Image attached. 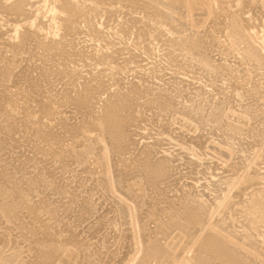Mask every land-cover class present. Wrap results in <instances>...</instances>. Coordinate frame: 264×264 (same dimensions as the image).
<instances>
[{"label":"bare ground","instance_id":"obj_1","mask_svg":"<svg viewBox=\"0 0 264 264\" xmlns=\"http://www.w3.org/2000/svg\"><path fill=\"white\" fill-rule=\"evenodd\" d=\"M219 1H221V0H0V16L2 17V19H3V17H5L4 19L6 20L7 19V21L9 20V21H12L13 23H15V26H14V24H13V27H14V30H12V31H14V33H13V35H12V33H10V27H12V26H10L9 28H8V30H9V32H8V30L6 31V29H4V26L6 25V28H7V24H3V22H2V24L4 25H2L1 24V22H0V25H2L3 27H0L2 30H5L7 33H10L11 35H10V38L12 39H10V38H8L7 37V39L4 37V36H2L3 34H5L6 32H4V31H2V30H0V153L5 149H7V150H9L8 148H7V143L9 144L11 141H13V139L12 140H10V137L9 138H7L8 140L7 141H9L10 140V142H7L6 141V139L4 140V136L5 135H7V136H10L8 133L10 132V133H19V132H17V131H20V129L18 130V128L20 127L19 125H16L15 123L17 122H24L23 123V125L24 124H27V125H25V127L26 126H29L31 123H35L34 125H37V121L38 120H40V119H38V118H43L44 119V117H46V116H48L49 117V114H51L52 113V110L53 109H55V112L57 113V114H59L58 116H60V113H59V111L57 112V110H56V108H58V110H59V108L61 107V105H63V104H67V106L69 105H71L72 107H68V108H71V110H72V112H74V107H75V112L77 111V113H74V114H77L78 115V113H80V114H82V115H84L86 112L84 111V110H86V111H89L90 112V115H89V120H87V119H83V120H81V121H79V123H72V120L74 119H76V121L75 122H78L77 120V118L76 117H74L73 118V116L74 115H72L71 114V117L73 118L72 120H71V123H69L70 122V120H69V122H68V120H66V118H69V116H70V112L71 111H69V110H67L69 113H66L67 115H65L64 114V116H65V118H63L62 116H60V117H62V119L61 118H59L62 122H61V125H62V127L61 126H59L58 127V129L57 128H53L54 129V131L56 130L57 131V134H60V133H58V132H60L61 131V129H59V128H62L63 130L61 131V135L62 136H65V137H67V138H69V139H71L72 141H73V144L74 143H76V145L73 147V146H69V147H67V149H65L66 148V145L65 144H67L68 145V143H65V141L61 138V139H59V140H57V141H55L56 139H54L53 138V134H51V133H49L52 137L51 138H49L48 136H49V134H47V132H46V134H45V130H46V128H52V124H49L48 122H43V124H45V125H43L42 127H43V129L42 128H40V126L41 125H39V123L41 122L42 123V120H40L39 121V123H38V128H40V129H38L37 128V126L36 127H34L35 128V130L33 131V127L32 128H26L27 130L28 129H31L30 131H33V133L34 134H36V135H31L32 137L33 136H37L36 137V139H35V142L37 141L38 143L40 142V141H45L46 140V138H49L50 139V141H46L47 143L48 142H51V143H48V144H45V143H43V144H45V145H48V147L47 146H45V145H43V146H40L41 144L40 143H42V142H40L37 146H35L34 147V145H33V143H32V147H34V149L32 150L31 149V146H29L28 148H27V150H28V153H29V149H31V151H30V153L29 154H31V155H33V154H37L38 152V154L37 155H39L41 152H42V154H40L41 155V158L44 160L45 159V157H46V155L47 156H49V157H47L48 159H46V162H47V164H46V162H42L40 159L41 158H39L40 156H38V158L37 159H35L36 158V156L37 155H33L34 157H32V156H30L29 154H28V156H30V157H32L33 159H35V160H40L43 164H44V167L42 166V168H38L36 171H37V173H35L36 171H35V169L32 167V169H33V171H35L34 173V175L33 174H31V172L33 173V171H31L30 173L28 172L29 171V169H28V167H25V165H24V163H26V162H30L31 160H30V157H29V160L26 158V159H24V160H26V162H24V163H22L23 165H24V167L25 168H27L26 169V171L24 172L23 170V168H22V172H24L23 173V175L21 176H19V177H17L16 176V174L19 172V169H20V167L22 166V165H19L18 164V162L17 161H15L16 163V167H12L11 166V168H9V167H7L6 165H4V163H3V161L2 162H0V217L4 220L3 221V225H5L6 226V224H4V222L5 221H7V222H5V223H8L9 221H10V219H11V223L10 224H12L13 225V228L15 229V228H17V229H19V230H16V233H14V234H16L17 235V237H18V235L20 236V230L21 231H23V229H26L27 231H29L30 233H29V236H31L30 238H32L33 239V242H32V240H30V238L29 237H27V240L29 241H31L32 243H35L36 244V246H35V244H33L36 248H34V246L32 245V243L30 242H27L29 245H27V243H25L28 247L31 245L32 246V248H31V246H30V248L33 250H31L30 248V250L32 251V252H34L35 250L34 249H36V252H37V259L35 258L34 260H36L35 262H36V264H54V262L55 263H59L60 264V262H62V258H64V256H66L65 258H64V260L67 262V260L68 259H66V258H70V257H73L71 254H70V251H72V250H70L69 251V248L70 247H67L68 245H73L74 247L75 246H77V245H79L78 247H80V248H85V247H83V246H86V245H88V244H84V242H81L80 241V237L79 238H77V236H76V234H73V232H74V230H76L75 229V227L77 226H74V228H73V232H69L68 230H66L67 232H69V233H67V232H64L65 233V235H66V233L68 234V235H71V234H73L74 236H76V238L77 239H75L74 238V236L72 235V236H65L66 238L64 239V237L63 236H61V235H63V234H60V233H63V232H58L57 231V229L58 228H60L59 226H56V225H52V223L50 224L48 221H45V219L44 218H41V217H43L42 215H48V216H46V217H48L49 219V221H50V219H51V221L53 222V220H54V222L53 223H55V222H58V220H57V217L59 216L60 217V215H56L57 213H56V211H55V208L53 209V208H51L50 206L51 205H49L50 203H48V202H50V201H52V198L50 199V201H46L47 202V204H45L44 202H42V201H39V202H41L40 204H39V202H38V205L37 204H35L34 203V200L36 199V198H38L37 197V195H36V197L34 196V194H43V193H41V192H39V191H42V188L41 187H44V188H47V187H50V186H53L52 188H50V189H53L55 186L54 185H56V187H58V188H60V189H58V192L60 191V194H61V196H62V194H64V193H66L67 192V190H70V189H68V187H70L69 185L70 184H68V186H66V183L68 182V180H67V178H66V180H67V182L65 183V185L64 186H62L64 183V181L62 182L61 180L62 179H65V178H62V177H60V176H62V175H60L59 177L60 178H62L61 180L60 179H56V177H54V173H55V170H57L56 171V173L58 174V170L60 169L61 171H63V173L64 172H71V170L70 171H66L65 169H63L62 168V165H61V163L60 162H62L61 160H62V158H63V164L66 162V161H68V159H66V157L67 158H69V159H71V161H73V163L72 162H70L69 161V163H72L71 165H72V169H76L77 167L75 166V164L77 165V166H80L79 168H81V170L83 169V171H85V172H88V174H90V178H91V176L95 173V172H97V170H98V168H100V167H102L101 169H103V172H102V170L100 171L101 173H103L102 175H101V178H99V180H98V178H96V179H94L95 181L97 180V182H96V187L97 188H99L98 190H102L101 191V195H102V192H104V194L106 195V196H104V194H103V198H105V197H107V196H109L110 195V197L112 198V201H114L112 204H113V206H112V211H114V212H116L117 211V213L119 212V214L120 213H122V215L121 216H123V221L121 222V224L123 223V224H127L128 226H136L135 225V223L133 224V219H135V218H137V221H138V218L140 217V219L142 218L141 216H139V215H143V218H145L144 217V215L146 214V215H148V216H154V217H157V218H159V217H163V216H167V218H168V221L166 222V219H165V221H164V218H161L162 219V221H160V219H159V222H157L158 223V227H153L154 229H155V234H161V236H159V238H157L156 236H154L153 237V235L151 236V234H154V233H152L151 232V234H150V231H151V228L152 227H149L150 228V231H148V227H147V225H149L150 223L149 222H145V219H147V218H145L144 219V222L146 223H144V224H137V226H138V229H137V231H135V230H133L132 229V227H130L131 229H132V231H134L133 232V235L131 234L130 236H132V237H130V238H133V240L132 241H134L133 242V246L134 245H136L137 246V250L138 249H140L141 250V256H140V259L138 260V262L136 263V264H149V262L151 263V259H153L155 262H157V261H159V263L157 262V264H258V260H257V258H256V260H257V262L256 261H254V258L253 259H251V257H249L250 255L249 254H246L243 250H240V247H242V248H244V250H246V251H248V253H252L251 251H253L252 249H251V251L249 252V250H250V248H252L254 245L251 243V244H249V243H247L246 241H244L245 240V238H247L246 236H248V235H246L245 236V238H243L241 235V237L244 239L243 241L244 242H246V243H239V242H237L238 243V245L237 244H235V242H233V238H235V237H233V232L232 231H237V230H234V229H232V230H230V226H231V228H235V227H237V226H233L232 227V224L231 223H233V222H230V223H228V220H226V218H224V216L220 219V217H219V220L217 221V222H212L211 224V227H209L210 228V231H208L207 230V232H206V230H205V227H206V229H208V226H209V223H210V221H212V219L210 220V218H209V221H208V216H207V214H210L209 212L211 211V205L210 204H208L207 202L209 201H204V200H202L201 199V194H199V193H202V192H197V193H195V194H197V195H199L200 197H198V196H196V195H194L193 193H194V191H196L195 189H193L194 188V186L192 185V183H191V185L190 186H192L193 188H191L188 184H186V188H187V185L191 188V189H193L194 191H190V189H187L186 190V188H184V192H182V191H180L179 189L181 188L180 186H182L181 184H180V181L178 182L179 184H180V186H178L179 188H177L176 187V184L175 183H173L175 186L174 187H176L177 188V190L176 191H178V192H180V194L179 193H175V191H174V196L176 195V194H178V196L176 195V198L174 199L173 197L174 196H170V198L172 199H174V200H170V198L168 197V194L167 193H165V192H168V191H171L172 190V188H171V190H167L166 189V191H164L163 190V192L165 193V195L166 196H164V197H168L169 198V200H167V198H166V200H164V199H159L158 198V200L156 201V200H153L152 199V197H151V200H148V201H146L147 199H145V197H146V195H145V192L146 191H144V194L142 193V186L141 185H139L138 186V184L139 183H141L143 186H150L151 188H154L153 190H157V188L155 189V185L156 184H158L160 187H158V189H160L161 187H163L164 185L162 184V186H161V184L159 183V182H161L162 180H165L166 181V178H168V177H170L171 176V182H173L172 181V174L174 173V175H175V173H176V171L173 169V164H174V162L176 161V158H174V157H172V159L174 158L175 160H174V162H172L171 160V158L169 157V159H167V156H166V158L164 157H160V154H157V156H159V158H156V157H154V154H153V152L155 151H152L153 150V148L155 147V141L153 140V143H151L152 145L153 144H155V145H153V146H151L150 145V147L148 146L149 144H146L145 143V145L143 144H141L140 143V141H138V143H139V145L141 144L142 146H138L137 144H136V141L139 139H142L140 136H142V134L144 133V132H139L138 131V129L136 130V132H138V135L137 136H139V134H141L140 136H139V138H136V141H134V139H132V135H133V132L135 131H133L132 129H131V127L132 126H134V123L136 122L137 123V119L138 118H141L142 116H147L146 117V121H147V118H148V114H150V116H149V118L150 119H152V121L151 122H153L154 123V121H153V119L157 122V119H164L163 120V123H165V119H167V117H170L168 120H170L171 121V117H173L174 116V118H175V116L176 115H180L186 122H188L189 124H191V125H193V127L196 129V128H200L201 129V127H205L206 125H205V123H210V124H213V125H218V132L220 133V131L219 130H221L222 128H224L225 130H227V133H226V139H228V141L227 140H225L226 142H227V145L230 147V149L228 148L227 149V151L225 152V153H223V152H220V149H218L219 150V154L217 153V151H215V148L214 147H212L213 149H214V151L213 150H211L212 152H213V155H215V152H216V154H218V156L220 155V156H224L223 158H225L226 157V159L228 158V160H229V157L231 156V154H235V153H237V152H235V153H231L232 151H233V145L234 144H237V146H235V147H237V148H239L238 146H240V142L239 143H234V141L235 140H237V142H238V140L239 141H241V138L243 139V143H241V144H243V145H241V146H243L242 148L244 149V151H246V150H253V147L255 148H258V149H263L264 148V98H263V88H264V85L263 86H261V84L260 83H258V82H256L255 80H253V78H252V76H249V72L250 71H253V70H256V69H262V68H264V53H261V52H259V50H256L255 48H253L252 46H246L244 49H242V51L240 52L241 54H242V59H240L241 60V64H240V62L238 63V64H240V65H244V66H242V68H244L243 70H242V73H243V76H240V75H238L239 73L233 68V65H232V63H233V60H229L230 62L232 61V63L230 64H225V62L227 61L228 62V60L226 59V57H222L223 58V60L225 61H223V60H221V57H220V61L219 62H221L222 61V63H218V62H215L214 60H212L213 58L212 57H215L214 55L213 56H210L211 55V49L208 47L209 46V43H207L206 42V40L205 39H203V37L204 36H202L203 35V33H206V32H204V30H203V33L199 36L198 35V33L195 31V30H193V32L191 33L190 32V34H187V35H183L184 34V31L186 32V30L187 29H189L190 30V24L188 25L187 23H182L183 21H185V20H183V18L185 17H182V15H179L178 13H182V11H180L179 12V9L181 8V6H182V8H186L188 11L189 10H191V12L193 11H195L196 9H197V7H199L200 5H202V7L204 6V13H202V14H204L205 15V20L206 19H209V18H214V19H216L217 17H218V15L220 16L221 15V10H219L221 13H216V11L213 9V7H212V2H214V5H218L219 3L221 4V5H224V4H227L226 6H228V11H225L224 13H226V17H227V21L225 20L224 22L222 21L221 22V20H223L224 19V14H223V17H221V20L220 19H218L217 21L218 22H220L221 24H224L225 22H226V26H228L227 27V29L229 28V29H231V31H232V34L234 33L235 34V37H240L241 35H244L245 33H247V32H244V30L246 31L247 29H246V26L247 25H250V24H252L253 22V20L249 23V24H247L246 25V23H245V17L243 18L242 16H243V14H241L242 12H243V10L245 9V8H250V7H253V9L254 8H256V7H254V6H252L251 5V0H224V1H221V2H219ZM253 2H254V0H253ZM257 2V0H255V3ZM258 3H259V0H258ZM38 5V6H36L35 7V5ZM260 5H263V4H260ZM259 5V6H260ZM220 6V5H219ZM201 7V6H200ZM222 8H224L223 6H221ZM232 7H236L235 9H231ZM261 7H263V6H261ZM182 8H181V10H182ZM257 8H258V6H257ZM178 9V10H177ZM193 9H195V10H193ZM225 9H227L226 7H225ZM251 9V8H250ZM259 9V8H258ZM224 10V9H223ZM198 11V10H197ZM253 11H255V10H253ZM257 11H259V10H257ZM139 12V15L141 16V14L140 13H143V15H142V17H140L139 18V16L136 14V13H138ZM192 12V13H193ZM200 12H202V11H200ZM245 13H247V12H245ZM45 14H47V16L45 15ZM134 14H136V16H134ZM254 14H256V13H254ZM176 15H178V16H176ZM137 16H138V18H137ZM259 16V15H258ZM0 17V18H1ZM42 17H46V20H41V18ZM182 17V18H181ZM186 18V17H185ZM248 18H250V16H248ZM262 19L264 18V17H261ZM3 19V20H4ZM100 19H102L103 21L102 22H100L99 20ZM183 21H182V20ZM188 19V18H187ZM186 19V20H187ZM199 19V18H198ZM4 20V21H5ZM182 22H181V21ZM203 20V19H202ZM213 20V19H212ZM249 20H251V19H249ZM248 20V21H249ZM6 21V22H7ZM195 21V20H194ZM197 21H199V20H197ZM207 21V20H206ZM209 21V20H208ZM214 21V20H213ZM216 20H215V22L217 23V25L219 24V26L221 25L220 23H218ZM97 22H98V24H99V27H100V24L104 27V28H98V26H97ZM256 22V21H255ZM261 24L262 23V21L261 22H258V24ZM10 24V23H9ZM12 24V23H11ZM206 24V23H205ZM212 24L213 25H215L213 22H212ZM212 24H209V25H212ZM257 24V23H256ZM191 25H193L194 27H195V25L194 24H191ZM199 25V24H198ZM212 25V26H213ZM101 26V27H102ZM187 26H188V28H187ZM202 26V25H201ZM205 27H206V25H204ZM219 26H217L218 28H220ZM225 26V24H224V28L226 27ZM254 26L255 25H253L252 27L254 28ZM18 27H21V29H19ZM164 27V28H163ZM249 27V26H248ZM256 27H258V25L256 26ZM162 28L163 29H167V30H171V31H169V33L168 32H165V34L167 35V33L171 36V33L170 32H172V33H174L172 36L174 37L176 34H177V37H174V38H172V36L171 37H168V36H166L163 32L164 31H166V30H163L162 31ZM223 28V29H224ZM152 29V30H151ZM197 29V28H196ZM223 29H220V31L221 30H223ZM226 29V28H225ZM151 30V31H150ZM2 31V32H1ZM153 31H154V33H153ZM155 31H156V33L158 32L160 35H161V39H162V34H164V44L166 45V46H164V49H165V47H166V49H167V52H166V54H165V56L164 57H166V61H165V63H162V58L160 59L159 57H163V55H161L160 53H159V55H161V56H158V59H155V61L156 60H158L157 62L159 63L160 61V65H161V63H162V65L164 64V65H166L165 66V68L166 69H168L167 68V66L169 65V66H173V67H176V68H178L177 69V71H176V68H175V71L178 73V76L180 75L179 74V72H180V68H181V70H182V67H179L177 64H180V60H181V62H182V59L184 60V64H186L187 65V62L188 61H190V59H194V58H197V59H195L196 60V62L198 61L199 63H200V65H201V67L203 68V70L205 71V72H208V73H210L211 75H213V74H222L221 76H224V74H225V76H226V78L228 79V87L226 86V87H223V88H226V90H224V92L225 91H227V89L229 90V96H225L226 98H225V100L223 99H219L221 96H219V95H222V93L220 94L219 93V89H223L222 87H221V85H220V83L218 82L219 80H220V78H221V76H219V80H217L216 79V77L215 78H213V76H212V79H215V80H217V82L216 83H219L217 86H219L220 85V87H217L216 86V83H215V85L214 86H216L217 87V89L218 90H215L216 92H218L219 93V95L216 93V95H215V91L214 92H209V95L210 94H212V93H214V95L215 96H217V98H218V102H217V105L213 108V107H211V108H209V106H208V108L209 109H211V111H209V109H208V113L207 114H203V107H206L207 108V106H203L206 102H204L203 100H201V101H203L204 102V104L203 103H201L200 102V99H201V97H200V99L198 98L199 96H201L202 95V99H203V95H207L206 93L207 92H205V94L203 93L204 91H202V93L203 94H201V91H200V94L201 95H197V96H195V97H193L195 94H194V91L195 90H193V89H195L196 87H191L190 85H189V87L190 88H193L192 90V92L191 93H189L190 95L193 93L194 95L193 96H189L190 98H187V96L189 95L188 94V90L186 91L187 92V94H186V92H185V90L186 89H189L188 87L186 88V87H184V88H186L185 90H183L184 88L182 87V86H179V84L177 83V82H174V81H172V83H170V84H168V82H167V84H168V86L166 87H164V85H163V83L164 82H161L160 80H161V77H160V79H159V81L162 83V85H163V87H160V86H162V85H159V86H156V87H153L154 85H156V84H154L153 86L151 85L150 86V84H149V86L147 85V86H144L143 85V79L142 80H140V83H139V79H140V76H139V71H141L140 69H139V67L141 68V66L139 65V67H137V64H135V66H133L132 68H134V69H131V70H139L138 71V76H139V78H138V76L137 75H135V77H136V79H138L137 80V82L138 83H135L133 80L134 79H132V81H130L131 79L129 78H127V77H130L131 75L133 76V71L130 73V75H129V73H127V72H129L130 71V68H131V65L129 64L128 65V63H130V61L131 62H133V61H135V60H131V59H133V52H132V55H130L129 53V50L126 48V50H128V53H127V56H128V58H131L130 60H127V59H124V60H126L127 61V65L128 66H130L129 67V71H127V72H125L127 69H126V66H125V69L126 70H124V65H126V63H125V61H123V57H122V55L123 54H125V52L126 51H124L125 50V47L127 46V44L125 45L124 43H126V42H128V41H130V44H128V45H132L131 44V40H133L134 42V44H137L140 48H142V49H146L147 47H145L146 45H145V41L149 38L150 39V35L152 36L153 34H155ZM192 31V30H191ZM199 31H201V30H199ZM205 31H207V30H205ZM214 31V30H213ZM219 31V30H218ZM224 31V30H223ZM226 31V30H225ZM228 31V30H227ZM230 31V32H231ZM4 32V33H3ZM151 32L153 33V34H151ZM211 32V31H210ZM229 32V31H228ZM229 32V33H230ZM244 32V33H243ZM3 33V34H2ZM78 33H83L86 37V40H89L90 41V43H91V41L93 42V44L90 46L91 47V50H90V48H89V50L90 51H87V49H83V47L81 48L80 46L78 47V42H76V41H78L79 40V43H80V40H81V42H83L82 40H85V38L84 39H80V35L77 37L78 38V40H76L77 38L75 37L76 35H78ZM201 33V32H200ZM243 33V34H242ZM207 34H208V31H207ZM228 34V33H227ZM84 35H82L83 37H84ZM156 35V34H155ZM155 35H154V37H155ZM205 35V34H204ZM213 35V34H212ZM238 35V36H237ZM240 35V36H239ZM5 36H8V34H5ZM81 36V37H82ZM206 36V35H205ZM209 37H211V35H208ZM208 36H206L207 38H208ZM214 37H215V35H213ZM219 36V35H218ZM229 36H230V34H229ZM233 36V35H232ZM231 36V37H232ZM153 37V36H152ZM153 37V39L154 40H156V38H159V36L158 37H155L154 38ZM213 37V38H214ZM242 37V36H241ZM121 39V40H123V41H119V40H117L118 42H119V44L120 43H122V44H120L119 46L118 45H116L117 43H115V40L116 39ZM205 38V37H204ZM212 38V37H211ZM218 38H220V37H218ZM218 38H217V40L216 41H218ZM148 39V40H149ZM152 38H151V44H152V41L153 42H158V40L159 39H157L156 41H154ZM215 39V38H214ZM235 39V38H234ZM11 40V41H10ZM16 40V41H15ZM85 40V41H86ZM208 40V39H207ZM210 40V39H209ZM212 40V39H211ZM239 40V39H238ZM89 41H86V42H89ZM116 41V42H117ZM213 41V40H212ZM220 41V40H219ZM86 42H83L84 43V47H85V45H87L86 44ZM159 42H160V40H159ZM158 42V43H159ZM162 42V41H161ZM214 42V41H213ZM216 43V42H215ZM214 43V44H215ZM233 43V42H232ZM147 44V43H146ZM150 44V43H149ZM150 44V45H151ZM160 44V43H159ZM163 42L161 43V45L159 46V47H163ZM207 44H208V46H207ZM213 44V43H212ZM224 44V43H223ZM231 44V43H230ZM229 44V45H230ZM263 44V47H264V42L262 43ZM83 45V44H82ZM115 45H116V47L117 48H121L123 45H125V47H124V50L122 51V49H123V47L121 48V51L122 52H124L122 55H121V58H122V64H121V66H120V64H119V62H118V64H119V66H118V70H115V68L117 69V66L116 67H114L113 65L112 66H110L111 64H116V56L115 55H117L118 54V50L120 49H116L115 48ZM226 45V44H225ZM234 45V44H233ZM232 45V46H233ZM88 46V45H87ZM155 46H157V45H155ZM128 48H129V46H127ZM150 47V46H149ZM148 47V48H149ZM207 47L210 49V52L208 51L209 49H207ZM216 48H219V49H223V48H220V47H222V46H220V47H217V45L215 46ZM214 47V48H215ZM225 47V46H224ZM231 47V46H230ZM152 49L154 48L153 47V44H152V47H151ZM156 48V47H155ZM154 48V49H155ZM212 48V47H211ZM152 49H150L149 50V52H151L152 51ZM153 49V50H154ZM157 49H158V47H157ZM160 49V48H159ZM161 49H163V48H161ZM109 50V51H108ZM156 50V49H155ZM236 50V49H235ZM121 51H119V53L121 52ZM131 51V50H130ZM132 51H134V50H132ZM146 51H148L147 49H146ZM158 51V50H157ZM157 51H155V52H151L152 54L153 53H156ZM160 51V50H159ZM163 51V50H162ZM162 51H160L161 53H162ZM218 52V50L216 49H214V51L213 52H215L216 54H217V52ZM226 51V50H225ZM263 51H264V49H263ZM6 52H10L11 54H12V58L11 57H6L5 55H7V54H5V55H3L4 53H6ZM121 52V53H122ZM135 52V51H134ZM212 52V53H213ZM229 52H232V50L231 51H229ZM8 54L9 56L11 55V54ZM117 53V54H116ZM120 53V54H121ZM158 53V52H157ZM214 53V54H215ZM30 54V55H29ZM130 55V57H129V55ZM140 54V53H139ZM137 55V56H141V54L140 55ZM163 54V53H162ZM219 54V53H218ZM222 54H224V51H223V53ZM228 53H227V51H226V55H227ZM230 54V53H229ZM26 55V58L28 57V59H30V61L32 62V57L34 58V61H35V63H36V60L37 61H39V64H41V65H38V66H36L35 67V69L37 68L38 70H40L39 71V73H38V70L36 69L35 71L38 73L37 74V76H36V73H35V71H34V69H32L34 72L33 73H35V75H33L32 74V70L30 69V63H29V66L27 65L28 63H27V61H28V59H27V61H26V63L27 64H25V65H23V64H21L19 61H21L22 62V60H24L23 62L25 63V56ZM158 55V54H157ZM220 55H221V53H220ZM219 55V56H220ZM232 55V54H231ZM29 56L31 57V58H29ZM124 56H126V55H124ZM153 56H155V55H153ZM221 56H225V55H221ZM19 57V58H18ZM118 57H120V55H118ZM142 57V56H141ZM163 57V58H164ZM9 58H11V59H9ZM21 58H25V59H22L21 60ZM36 58V59H35ZM135 58H137L136 57V55H135ZM144 58V57H143ZM155 58H156V56H155ZM181 58V59H180ZM218 58V57H217ZM226 60H225V59ZM32 59V60H31ZM147 59H149V58H147ZM146 59V60H147ZM165 59V58H164ZM163 59V60H164ZM180 59V60H179ZM215 59H216V57H215ZM77 60H80V61H82L83 63L84 62H86V61H84V60H89L90 62L89 63H87L86 62V64H88L90 67H93V68H95V66H97V65H106L105 67H101L100 66V70H99V68L98 67H96L98 70H95V72L97 71V73L93 76V74H91V72L89 73L90 75H92L91 77H94L93 79L92 78H90L89 76V74H88V70L87 69H89L88 67H87V65L85 66V65H83V66H85V67H87V69L85 68V70L86 71H88V72H86L85 70V72H86V74L88 75V77L87 78H89V80L86 78V76H85V74H82V73H79L78 71H79V69H78V71H77V74L78 75H80V74H82L81 76H85V78H86V81L85 82H81L83 79H81V77L80 78H78L79 80H78V82L79 83H77V77H76V73H75V75H73L74 73H72L71 75L68 73V71H70V70H73L74 68H76V66L75 67H73V69H70L69 70V68H72L71 66H72V64L73 63H75V61H76V65H77V63L79 62H77ZM238 60V59H237ZM29 61V62H30ZM33 61V62H34ZM118 61H121V59L120 60H118ZM145 61V60H144ZM144 61H140L141 63L142 62H144ZM41 62V63H40ZM81 62V64H83ZM123 62L125 63V64H123ZM137 61H135V63H136ZM140 62H139V64H140ZM147 62V61H146ZM145 62V63H146ZM152 62V61H151ZM178 62V63H177ZM38 63V62H37ZM36 63V64H37ZM70 63H72V64H70ZM149 63V60H148V62L146 63V65ZM168 63V64H167ZM174 63H176V64H174ZM191 63H192V61H191ZM235 63V62H234ZM34 64V63H33ZM80 64V66H82ZM117 64V65H118ZM132 64V63H131ZM149 64H151L150 66H153L152 64L153 63H149ZM149 64H148V66H149ZM155 64V63H154ZM190 64V63H189ZM193 64V63H192ZM237 64V65H238ZM69 65H71L69 68L68 67H66V66H69ZM132 65H134V63L132 64ZM160 66V67H162V69L164 68V66ZM181 65V64H180ZM230 65H232V66H230ZM240 65H238V66H240ZM82 66V68L84 69V67ZM127 66V67H128ZM143 66H144V63H143ZM149 66V67H150ZM190 66V65H189ZM32 68H33V65L31 66ZM114 67V68H113ZM121 67H123V69H121ZM135 67H137L138 69H135ZM154 67H156V66H154ZM68 69V71H67V69ZM77 68H79V64L77 65ZM81 68V67H80ZM81 68V69H82ZM93 68H91V70H94ZM95 68V69H96ZM110 68H112L113 70H115L116 72H113L114 74L115 73H117V71H118V73H119V69H121L122 70V72H123V70H124V73H126V75H129V76H126L125 77V79H126V81H127V79L129 80V82H126L125 80V82L128 84V83H132V84H130L129 86H126V83L124 82V86H126V87H124V86H121V85H118V84H114L115 82H113L112 83V81L113 80H117V77L115 76V78H114V75H113V73L111 74L110 73V71H109V69ZM144 68H145V66L142 68V70H144ZM146 68H147V66H146ZM172 68V67H171ZM189 68H192V67H189ZM199 68V67H198ZM30 69V70H29ZM80 69V70H81ZM108 69V70H107ZM148 69H150V68H148ZM147 69V70H148ZM151 70H154L153 69V67L151 68ZM150 70V71H151ZM157 69H155V71H156ZM171 70V69H170ZM169 69L168 70H165V72H168L169 73V71H170ZM172 70H174V68L172 69ZM196 70H198V69H196ZM196 70H194V72L196 71ZM199 70H200V68H199ZM240 70V69H239ZM83 71V70H82ZM81 71V72H82ZM83 71V72H84ZM106 71H109V73H110V75H108L109 73L107 72V76H112L113 75V80H112V78H111V82L109 83V84H114L115 86H117V88L116 87H114L113 85H112V87L111 88H115V89H111L112 91H110L111 93H108V95L107 96H105V98L103 97L102 99V101H99V100H101V96L99 97L98 95L99 94H101L102 95V93H103V91L105 90V89H107V88H109V86L107 87V84H106V87L107 88H103L104 86H103V79H102V77L104 78V72H106ZM144 71H146V70H144ZM155 71H154V73H155ZM161 72L162 70H158V72ZM179 71V72H178ZM190 72H191V70H189ZM204 71H202V73L204 72ZM31 72V73H30ZM73 72H75L74 70H73ZM111 72H112V70H111ZM135 72V71H134ZM148 72H149V70H148ZM157 72V75L159 74L160 75V73H158ZM171 72V71H170ZM172 72H174V71H172ZM190 72H189V75L191 76V74H190ZM193 72V73H194ZM204 72V73H205ZM92 73H94V72H92ZM117 73V74H118ZM121 73V72H120ZM124 73H122V75L124 74ZM136 73V72H135ZM141 73H142V71H141ZM140 73V74H141ZM162 73H164V72H162ZM175 73V72H174ZM173 73V74H174ZM197 73V72H196ZM198 73H200L201 75H202V73L201 72H198ZM203 73V74H204ZM238 73V74H237ZM104 74V75H103ZM145 74V73H144ZM144 74H142V75H144ZM146 74H148V75H150V74H152V72L150 73H147L146 72ZM156 74V73H155ZM155 74H152V76L154 75V78L152 77V78H150V80H152V79H156L157 77L155 76ZM166 74V73H165ZM164 74V75H165ZM170 74V73H169ZM169 74H166V75H169ZM183 74H184V72H183ZM200 74H199V76H200ZM206 74V73H205ZM50 75H53L54 76V79L55 80H57L58 81V79H61V78H63V77H66L67 78V80L64 82L63 80V86L64 85H66V86H72V87H74L75 88V93H74V95H70V93H68V92H65V91H63V93H61V92H59V93H61V94H59L58 93V91L55 89V91H57V93L58 94H56L55 95V92H53L54 93V96H53V94L52 95H50V92H49V94L47 93L48 91H50L49 90V88H50V85H52V82L53 81H51V79H52V77H50L51 79L49 80L50 82H48V87H47V89L45 88L46 86H47V82H46V80L48 81V77L50 76ZM148 75H146V76H148ZM163 75V76H164ZM181 75H182V73H181ZM193 75V74H192ZM207 75V74H206ZM204 76V75H202V77H206L205 79H206V81H209V79L207 80V76ZM75 76V77H74ZM84 76H83V78H84ZM119 76H121V75H119ZM151 76V75H150ZM162 76V77H163ZM169 76H171V75H169ZM189 76V77H190ZM210 76V75H209ZM217 76V77H218ZM143 77H145V76H143ZM149 77V76H148ZM148 77H145V78H148ZM156 77V78H155ZM175 77V76H174ZM181 77H183V76H181ZM185 77V76H184ZM182 78L183 79V81H185L184 79L185 78ZM192 77V78H191ZM190 78H191V80H194L195 79V76H191ZM194 77V78H193ZM57 78V79H56ZM107 78H109V77H107ZM106 78V75H105V78H104V80L105 79H107ZM123 79H124V77H122ZM164 78V77H163ZM170 79H171V77H169ZM177 78V77H176ZM175 78V79H176ZM180 78V77H179ZM197 78H199L198 76H196V79ZM64 79V78H63ZM91 79V80H90ZM120 79V80H119ZM117 81H121L122 79L121 78H119ZM136 79H135V81H136ZM149 79V78H148ZM168 79V78H167ZM170 79H169V82H171L170 81ZM181 79V78H180ZM182 79H181V81H182ZM188 79V78H187ZM53 80V79H52ZM54 80V81H55ZM65 80V79H64ZM85 80V79H84ZM108 80H110V78L108 79ZM150 80H147V82L149 81L150 83H151V81ZM158 80V79H157ZM223 80V79H222ZM222 80H220V81H222ZM61 81V82H62ZM141 81L143 82V83H141ZM178 81H179V79H178ZM181 81H179V82H181ZM182 81V82H183ZM187 81V80H186ZM204 83L203 84H205V80H202ZM212 81H214V80H212ZM43 82H46L45 84H44V86H43V84H41V83H43ZM60 82V81H59ZM58 82V83H59ZM59 83V85L60 86H62V83ZM95 82V83H94ZM109 82V81H108ZM107 82V83H108ZM134 82V83H133ZM145 82H146V79H145ZM146 82V83H147ZM155 82V81H154ZM160 82H158V83H160ZM194 82H195V80H194ZM210 82V81H209ZM208 82V83H209ZM49 83H50V85H49ZM65 83V84H64ZM94 83V84H93ZM104 83H106V80L104 81ZM117 83V82H116ZM120 83H122V82H119V84ZM153 83V82H152ZM185 83V85H186V83H187V86H188V82H184ZM193 83V82H192ZM197 83V82H196ZM196 83H194L193 85H195ZM201 82H199L198 84H200ZM208 83L205 85V86H207L208 85ZM214 83V82H213ZM247 83H252V85H251V87L249 88H245L244 86H246V84ZM166 84V85H167ZM181 84H183V83H180V85ZM190 84V83H189ZM203 84H201V86L203 85ZM210 84V83H209ZM222 84V86H223V82L221 83ZM54 85V84H53ZM184 85V84H183ZM192 85V86H193ZM55 86H58L57 84L55 85ZM62 86V87H63ZM212 86V85H211ZM213 86V87H214ZM69 87V89H71ZM208 87H209V85H208ZM54 88L55 87H53V91H54ZM74 88H72V89H74ZM101 88H103V90L101 89ZM198 88V87H197ZM201 89H203V88H206V87H204L203 86V88L202 87H200ZM50 89H52V88H50ZM58 89V88H57ZM60 89H61V87H59V91H60ZM64 89H65V87H64ZM66 89H67V87H66ZM207 89V88H206ZM210 89V88H209ZM213 89L214 88H212L211 90L213 91ZM216 89V88H215ZM98 90L100 91H102V92H100L98 95H97V92H98ZM110 90V89H109ZM190 90V89H189ZM197 91L199 90V89H196ZM239 90H241V91H239ZM68 91V90H67ZM71 91V90H70ZM69 91V92H70ZM73 91V90H72ZM105 91H108V90H105ZM182 91H184L185 92V95L184 96H186L184 99L187 101V99H189V101H187V102H189V103H187L186 102V104L187 105H181V106H178V105H176V101H174V96L175 97H180L181 96V92ZM197 91H195V92H197ZM222 92H223V90H221ZM199 92V91H198ZM196 93V94H199V93ZM51 93H52V91H51ZM107 93H105V94H107ZM225 93H227V95H228V92H225ZM104 94V93H103ZM177 94V95H176ZM180 96H179V95ZM184 94V93H183ZM182 94V95H183ZM208 95V96H209ZM233 95H236L237 97H238V99L237 100H235V98H237V97H235L234 98V96ZM183 96V97H184ZM213 96V95H212ZM214 96V97H215ZM177 97V100H180L179 98ZM210 97H211V95H210ZM210 97H207L206 96V99L207 98H209V101L211 102H208V104L210 103L211 105H213L212 104V102L215 104V102H214V99H216V97L214 98V97H212L213 98V100H212V98L210 99ZM224 97V96H223ZM100 98V99H99ZM181 98V100H182V97H180ZM198 98V99H197ZM239 98H241V99H239ZM205 99V98H204ZM205 99V100H206ZM212 100V101H211ZM221 100V101H220ZM98 101L99 102H102V104H100L99 106H100V108L99 107H97V108H99V110L97 111V110H95L96 112H94V105L97 103L98 104ZM208 101V100H207ZM219 101H220V103H219ZM241 101V102H240ZM260 101H262V102H260ZM183 102H184V100H183ZM185 104V103H184ZM203 104V105H202ZM207 104V105H208ZM209 104V105H210ZM206 105V104H205ZM35 106V107H34ZM59 106V107H58ZM67 106H64V107H66L67 108ZM95 106H98V105H95ZM141 107V108H140ZM236 107H239L240 109H236ZM63 108V107H62ZM73 108V109H72ZM138 108H140V109H142V110H140V109H138ZM54 111V110H53ZM64 111H65V109H64ZM64 111H63V109H62V111H60V112H63L64 113ZM66 111V112H67ZM150 112V113H147L146 115H145V113L146 112ZM226 111L228 112V113H226ZM237 111L239 112V113H241V115L243 116V121L242 122H238V123H234V120H232L231 121V119H233V116L231 115L232 113L234 114V117H235V114H237ZM205 112H207V110L205 111ZM204 112V113H205ZM36 113L37 114H39L38 116H36L35 117V115H36ZM55 113V114H56ZM91 113L92 114H94V115H91ZM54 113H53V115H54V118L56 117L57 118V115H55ZM80 114H79V116H80ZM176 114V115H175ZM232 116V118L230 117V115ZM52 115V114H51ZM50 115V116H51ZM69 115V116H68ZM81 115V117H83ZM228 115H229V117L231 118H229L228 117ZM238 115H240V114H238ZM238 116V121H239V117H242V116ZM44 116V117H43ZM68 116V117H67ZM86 116V115H85ZM224 116L225 117H227V118H229L230 119V122H227L224 126L222 125V123L224 122L225 123V119H224ZM47 117V118H48ZM70 117V118H71ZM78 117V116H77ZM180 117V118H181ZM52 118V117H51ZM55 118V119H56ZM69 118V119H70ZM79 118V117H78ZM174 118H172V119H174ZM177 118V117H176ZM178 118H179V116H178ZM53 119V118H52ZM52 119H51V121H52ZM55 119H54V122L56 123V121H55ZM144 119H145V117H144ZM150 119H148L149 121H150ZM161 119H160V121H159V124L161 123ZM183 119H181V125H182V120ZM48 120V119H47ZM50 120V119H49ZM56 120H58V118L56 119ZM73 120V121H74ZM139 121H138V123L141 121L140 119H138ZM227 120V119H226ZM242 120V119H241ZM145 121V122H146ZM148 121V122H149ZM170 121H168V122H170ZM174 121V120H173ZM172 121V122H173ZM175 121H176V119H175ZM184 121V122H185ZM229 121V120H228ZM25 122H27V123H25ZM28 122H30V124L28 123ZM37 122V123H36ZM60 122V121H59ZM59 122H57L58 124H60ZM142 123H144L143 121H141ZM177 122V121H176ZM176 122L174 123V125H176ZM235 122H237V121H235ZM20 123H18V124H20ZM47 123V124H46ZM55 123H53L54 125H55ZM135 123V125H137ZM141 123V124H142ZM167 123V122H166ZM166 123L163 125L162 123H161V125H163V126H161V127H164V128H166L167 126H165L166 125ZM171 123V122H170ZM180 122H178V124H179ZM240 123V124H239ZM29 124V125H28ZM141 124H139V125H141ZM155 125H156V123H154ZM158 124V125H159ZM173 124V123H172ZM171 124V125H172ZM176 125L177 127H175L176 128V130H177V128L178 127H181V125ZM186 124V123H185ZM185 124L184 125H182V129H184V128H187V127H189V126H185ZM15 125L16 126H19V127H15ZM33 125V126H34ZM46 125H52L51 127H44V126H46ZM146 125V124H145ZM151 125V124H150ZM155 125H151V126H155ZM158 125H156V126H158ZM168 125V124H167ZM171 125H168V129L170 130V131H166V129H164L165 130V133L166 132H171ZM187 125V124H186ZM205 125V126H204ZM32 126V125H31ZM31 126H29V127H31ZM55 126H57V125H55ZM144 126V125H143ZM155 126V127H156ZM160 126V125H159ZM158 126V127H159ZM169 126H170V128H169ZM222 127L221 129H219L220 127ZM21 127H22V130L21 131H23V126L21 125ZM20 127V128H21ZM153 128L154 130H158L157 128ZM216 127V126H215ZM44 128H45V130H44ZM144 128V127H143ZM147 128V127H146ZM152 128H150V129H152ZM203 128H202V130H203ZM206 128V127H205ZM211 129L213 128V127H210ZM209 127H208V129L209 130H211ZM25 129V130H26ZM161 129V128H160ZM167 129V130H168ZM173 130H174V127L172 128ZM180 129V128H179ZM188 129V128H187ZM193 129V128H192ZM208 129H207V131H208ZM223 129V130H224ZM23 131V132H27L26 134L25 133H22V132H20V138H21V140H23V139H25V140H23L24 142H23V144L25 143V146H26V144L28 143V145H29V143L31 144V142H34L32 139V141L31 142H28V141H26V140H28V135L27 134H33V133H28L29 132V130L27 131ZM47 130H50V129H47ZM52 130V129H51ZM58 130H60V131H58ZM148 130V129H147ZM163 130V131H164ZM185 131H184V133H186V129H184ZM191 130V129H190ZM189 130V131H190ZM201 130V131H202ZM205 130V129H204ZM213 130V129H212ZM211 130V131H212ZM216 130V131H217ZM12 131V132H11ZM92 131H94L93 133H92ZM141 131H142V128H141ZM144 131H145V129H144ZM159 131V130H158ZM162 131V132H163ZM175 131V130H174ZM178 131V130H177ZM177 131H175L176 132V134H178V132ZM180 131H181V129H180ZM196 131V130H195ZM198 132H199V130H197ZM206 131V130H205ZM206 131V132H207ZM214 131V130H213ZM51 132H53V131H51ZM145 132H147V131H145ZM161 132V133H162ZM174 132V133H175ZM191 133L193 132V131H190ZM203 132V131H202ZM202 132H201V134H202ZM206 132L204 133V135L206 134ZM217 132V135H216V133L215 134H213V132H212V135H216V139H218L217 138V136L219 135V133ZM158 133V132H157ZM156 133V134H157ZM173 133V131H172V134H174ZM180 133V132H179ZM211 133V132H210ZM21 134H23V135H25L24 137H26V135L28 136V137H26V138H23V137H21V136H23V135H21ZM90 134H93V135H90ZM147 134V133H146ZM152 134H154V133H151L150 135L152 136ZM171 133L169 134L170 136H173ZM175 134V135H176ZM182 134H183V131H182ZM188 133H186V135H187ZM18 135L17 136H15V134H14V137L13 136H11L12 138H15V137H18ZM55 135H56V133H55ZM144 135H145V133H144ZM144 135H143V138H147L146 136L144 137ZM180 135V134H179ZM178 135V136H179ZM184 136H185V134H183ZM188 135H190V136H192L191 134H188ZM222 135H223V133H222ZM221 135V136H222ZM57 136V135H56ZM149 136V135H148ZM150 136V137H151ZM177 136V137H178ZM220 136V135H219ZM220 136V137H221ZM224 136V135H223ZM6 137V136H5ZM60 137V136H59ZM135 137H136V135H135ZM150 137H149V140H150ZM179 137H181V135L179 136ZM179 137H178V139H179ZM200 137H202V136H200ZM31 138V137H30ZM53 138V139H52ZM182 138V137H181ZM185 138H187V136L185 137ZM189 138V140H190V138L191 137H188ZM192 138H194L195 140H197V141H195V143H193V144H199V146H197V148L198 147H200L203 143H205L204 142V140H206V136L204 137V139H203V141H200V139H196V137H195V135H193L192 136ZM222 139H223V137H221ZM19 139V138H18ZM34 139V138H33ZM51 139H52V141L54 140L55 142H52L51 141ZM58 139V138H57ZM152 139H155V137L153 138L152 137ZM152 139H151V141H152ZM159 139H160V137H159ZM202 139V138H201ZM209 139V138H208ZM208 139H207V141H208ZM225 139V138H224ZM143 140H146V139H143ZM142 140V141H143ZM148 140V141H149ZM156 140V139H155ZM158 140V139H157ZM187 140V139H186ZM229 140H231V141H229ZM4 141H6V142H4ZM16 141V139H14V142ZM27 143H26V142ZM70 141V140H69ZM68 141V142H69ZM147 141V142H148ZM162 141H164V140H162ZM167 141V140H166ZM181 141H183V139L181 140ZM191 141V140H190ZM194 141V140H193ZM192 141V142H193ZM206 141V142H207ZM212 141V140H211ZM210 141V142H211ZM219 143H220V141H221V139L219 140H217ZM216 140H215V143L217 142ZM2 142H4V144H2ZM19 143L20 142V140L19 141H16V143ZM145 142V141H144ZM178 142H180V140L178 141ZM184 142V141H183ZM187 142V141H186ZM191 142V143H192ZM209 142V141H208ZM209 142V143H210ZM213 142V141H212ZM6 143V144H5ZM13 143V142H12ZM12 143H10V144H12ZM17 143V144H18ZM160 143H162V142H160ZM165 144H166V142H164ZM171 143V142H170ZM214 143V142H213ZM213 143H211V144H213ZM223 143H224V141H223ZM10 144H9V146H10ZM13 144H15V143H13ZM16 144V145H17ZM35 144V143H34ZM172 144V143H171ZM177 144V143H176ZM187 144V143H186ZM210 144V145H211ZM7 145V146H6ZM19 145V144H18ZM36 145V144H35ZM69 145H70V143H69ZM189 145V144H188ZM204 145V144H203ZM215 145V144H214ZM213 145V146H214ZM224 145V144H223ZM6 146V147H5ZM24 146V147H25ZM196 146V145H195ZM194 146V147H195ZM205 146V145H204ZM207 146H208V143H207ZM206 146V147H207ZM225 146H226V143H225ZM10 147H12V145L10 146ZM9 147V148H10ZM15 147V145H13V148H11V149H15L14 148ZM17 147H19V146H17ZM24 147L22 148V146L20 145V148H22L21 150H23L24 149ZM47 147V148H46ZM151 147H153V148H151ZM156 147H158V146H156ZM166 147V146H165ZM183 147V146H182ZM235 147H234V149H235ZM68 148H70L71 150H69ZM159 148V147H158ZM158 148L156 149V150H158ZM162 148V147H161ZM161 148H159V150L161 149ZM171 148V147H170ZM178 148V147H177ZM185 148V147H184ZM188 148V147H187ZM190 149L192 148L191 146L189 147ZM196 148V149H197ZM208 148V147H207ZM209 148H210V146H209ZM208 148V149H209ZM167 149H168V146H167ZM195 149V151H197ZM199 149V148H198ZM205 149V148H204ZM226 149V148H225ZM224 149V150H225ZM18 150H19V148H18ZM34 150H36L37 152H35ZM169 150V149H168ZM186 150V149H185ZM206 150V149H205ZM217 150V149H216ZM11 151V150H10ZM12 151H14V153H13V156H17V155H15V152L17 153V154H20V155H23V152H22V154L20 153V151L18 152L17 150L15 151V150H12ZM34 151V153H32ZM41 151V152H40ZM45 153H44V152ZM200 151V150H199ZM198 151V152H199ZM203 151V148H201V152ZM207 151V150H206ZM210 151V152H211ZM241 150H238V152H240ZM257 151V150H256ZM263 151H264V149H263ZM4 152H7V151H4ZM4 152L2 153L3 154V156H2V154H1V156L2 157H6V155L4 154ZM26 150L24 151V154H26ZM126 152H130L129 154H130V157H124L123 156V154L124 153H126ZM164 152V151H163ZM172 152H173V150H172ZM176 152V151H175ZM180 152V151H179ZM186 152V151H185ZM43 153L44 154H46V155H44V156H42L43 155ZM66 153H68V155L66 156ZM165 153V152H164ZM193 153V152H192ZM203 153V152H202ZM205 153V152H204ZM208 153V152H207ZM241 153H243V152H241ZM245 153V152H244ZM255 153V152H254ZM131 154H132V156H131ZM180 154V153H179ZM208 154H211V153H208ZM248 153H246V155H247ZM256 154V153H255ZM258 154V153H257ZM9 155H12L9 151H8V156ZM94 157V159H93V161L91 162L90 161V157H91V159L93 158L92 156ZM127 155V154H126ZM164 155H166V154H164ZM168 155V154H167ZM199 155V154H198ZM205 155H207V154H205ZM235 155H237L238 156V153L237 154H235ZM27 156V155H26ZM203 156V155H202ZM210 156H212V155H210ZM217 156V155H216ZM237 156H234L233 155V158L235 159V158H239L240 156H241V154H240V156L239 157H237ZM252 156V155H251ZM263 156V160H264V155H262ZM97 157V158H96ZM215 157V156H214ZM241 157H243V156H241ZM248 157V156H247ZM10 158H11V156H10ZM9 157H6L5 158V161H7L8 159L9 160H11ZM20 158V157H19ZM23 158H25V157H22L21 159H23ZM95 158L97 159V160H95ZM183 158V157H182ZM187 158H189V157H187ZM204 158H206V156L204 157ZM203 158V159H204ZM207 158H209V155H208V157ZM222 158V157H221ZM3 159V158H2ZM1 159V160H2ZM20 159V161L22 162V161H24V160H21ZM171 159V160H170ZM210 159H211V157H210ZM209 159V160H210ZM215 159V158H214ZM214 159H213V161H214ZM254 159V158H253ZM8 160V161H9ZM13 160V159H12ZM11 160V161H12ZM28 160V161H27ZM33 161V162H36V161ZM177 160H178V158H177ZM182 160H184V159H182ZM187 160V159H186ZM186 160H184V162L186 161ZM189 160V159H188ZM190 160H193V159H190ZM216 161L218 160V158L217 159H215ZM240 160V159H239ZM244 159H242L241 158V160L240 161H242V163L241 164H243L244 163V161H243ZM262 160V161H263ZM7 161V162H8ZM14 161V160H13ZM111 161L113 162L112 163V165L115 167V168H112L111 170L113 171L114 169H115V171H117V172H115V174H116V176H117V178H119L118 180H115L114 179V177L115 176H113V178L110 176V174H109V172H110V169L108 168V166H109V163L111 164ZM170 161L172 162V163H170ZM180 161V160H179ZM205 161H206V159H205ZM221 161H223L224 162V160H221L220 159V162L219 163H221ZM227 161V160H226ZM225 161V162H226ZM237 161H238V159H237ZM33 162H31L32 164H33ZM181 163V166H183L182 164L184 163L183 161H180ZM183 162V163H182ZM189 161H187V162H185V163H188ZM208 162V161H207ZM211 162V161H210ZM218 162V161H217ZM230 162V161H229ZM229 162H227V163H229ZM256 162V161H255ZM261 162V161H260ZM3 165H2V164ZM8 163H10V161L8 162ZM179 162L177 161V163L176 164H174V166H177V164H178ZM184 163V167H183V169L184 168H187L188 166H189V164L187 165V164H185ZM234 164H230L229 163V165L231 166V168H236V167H238V164L236 165L235 164V162H233ZM7 164V163H6ZM14 164V163H13ZM14 164V165H15ZM21 164V163H20ZM28 164V163H27ZM30 164V163H29ZM38 164V163H37ZM41 164V163H40ZM191 164H193V163H191ZM190 164V165H191ZM211 164H213V163H211ZM223 164V163H222ZM226 164V163H225ZM20 166V167H17V166ZM47 167H46V166ZM65 165V164H64ZM67 165H69L67 162H66V166L65 167H67ZM227 165V164H226ZM244 165V164H243ZM242 165V166H243ZM253 165V164H252ZM255 165V164H254ZM256 165H258V162L256 163ZM26 166H28V165H26ZM35 168L36 167H38L39 166V164H38V166H36V164L35 165H33ZM48 166H51L52 168H53V170H54V172H52V169H51V167H49V169H48ZM54 166V167H53ZM82 166V167H81ZM181 166H178V167H181ZM186 166V167H185ZM193 166H195V164H193ZM192 165H191V168H195V167H193ZM197 166H198V163H197ZM196 166V167H197ZM199 166H200V163H199ZM217 166V165H216ZM219 166V167H218ZM217 167L218 168H221L222 167V165L220 166V165H218ZM228 166V165H227ZM241 166V165H240ZM70 167V166H69ZM190 167V166H189ZM189 167L187 168V169H189ZM202 166H200V168H201ZM215 167V166H214ZM213 167V168H214ZM14 168H15V170H14ZM17 168H18V172H17ZM177 168V167H176ZM213 168H212V173H210L211 171H208L206 168H204V169H206V170H204V171H207V172H209L210 174H213L214 173V171H213ZM224 168V167H223ZM255 169H256V167H254ZM30 169H31V167H30ZM67 170H69V168L67 167L66 168ZM183 169H181V170H183ZM210 169H211V166H210ZM215 169V168H214ZM243 169V168H242ZM252 169V168H251ZM254 169V170H255ZM51 170V172L53 173V175H51V174H47V173H50L49 171ZM78 170H80V169H78ZM194 171L195 172V170L194 169H191V171ZM225 170V169H224ZM226 170H230V169H226ZM253 170V169H252ZM77 171V170H76ZM99 171V170H98ZM137 171V173H136V177L138 178H136L135 176H134V172H136ZM175 171V172H174ZM177 171H180V169L178 170V168H177ZM190 171V170H189ZM187 172V173H185L186 175H188L190 172ZM199 171H201V170H199ZM256 171V170H255ZM254 171V172H255ZM74 171H72L71 173H73ZM99 172V173H100ZM105 172V173H104ZM184 172V171H183ZM183 172H181V173H183ZM197 172V171H196ZM232 172V171H231ZM231 172H230V174H231ZM20 174H22L21 173V171L19 172ZM18 173V174H19ZM26 173H28L27 174V176H26ZM59 173H61V172H59ZM63 173H61V174H63ZM76 172H74L73 174H75ZM100 173V174H101ZM178 173V172H177ZM198 173V172H197ZM204 173V172H203ZM234 173V172H233ZM235 173H237V172H235ZM234 173V174H235ZM240 173V172H239ZM249 173V172H248ZM252 173V172H251ZM250 173V174H251ZM256 173V172H255ZM17 174V175H18ZM56 174V176H57V178H59L58 177V175ZM65 175H63V176H66V174L67 173H64ZM70 174V173H69ZM76 174H78V173H76ZM79 174H80V172H79ZM78 174V175H79ZM82 174V173H81ZM80 174V175H81ZM86 174V173H85ZM98 174V173H97ZM113 174H114V172H113ZM132 174H133V178H136V179H134V181L136 180L137 182H134V184H136V186L137 187H134L135 185L133 184V185H130L129 183H128V185L126 184V182H125V184L127 185H123L122 187H123V189L122 190H124L125 189V192H124V195H122V196H125V201L122 199V200H119L118 198H116L114 195H116V194H114V195H112V193H113V188H114V186L116 185V182H118V183H120V182H123V181H125V178H127V176H128V178H129V175H131L132 176ZM194 174V173H193ZM202 174V173H201ZM205 174H207V173H205ZM210 174L208 175V176H210ZM233 174V175H234ZM243 173H241L240 175H242ZM250 174H248V175H250ZM25 175V176H24ZM30 175H32V176H30ZM83 175V174H82ZM99 175V174H98ZM98 175H96L95 174V177L96 176H98ZM204 175V174H203ZM224 175V174H223ZM239 175V174H238ZM252 175L254 176V178L256 177L257 178V176H259V173H256V174H253L252 173ZM71 176V175H70ZM70 176H68V177H70ZM74 176V175H73ZM70 177L71 179H69V180H73L74 179V177ZM75 176H77V175H75ZM131 176H130V178H131ZM198 176H200V175H198ZM208 176H203V177H208ZM214 176V175H213ZM216 176H217V174H216ZM230 176H232V175H229V177ZM78 177H80V176H78ZM82 177H86L85 175L84 176H82ZM88 177V176H87ZM178 176H176V178H177ZM189 176H187V178H188ZM190 177H191V175H190ZM189 177V178H190ZM195 177H197L196 175H195ZM228 177V178H229ZM235 177V176H234ZM241 177V176H240ZM246 178L247 176L245 175V176H243V178ZM261 177V176H260ZM259 177V178H260ZM123 178V179H122ZM129 178V179H130ZM184 178V177H183ZM194 177H192V179H193ZM202 178V177H201ZM200 178V179H201ZM211 178V177H210ZM209 177H208V179H210ZM217 178V177H216ZM249 178V177H248ZM251 178V177H250ZM253 178V179H254ZM255 178V179H256ZM24 179V180H23ZM88 179V178H87ZM173 179H175V177H173ZM177 179V180H178ZM182 179V178H181ZM185 179V178H184ZM191 179V180H192ZM196 179V178H195ZM194 179V180H195ZM197 179H198V177H197ZM196 179V180H197ZM214 179V178H213ZM258 179V178H257ZM57 180V181H56ZM59 180H60V182H62L63 184L61 185L60 184V182H59ZM80 180H84L83 178H81ZM89 180V179H88ZM127 180V179H126ZM133 180V179H132ZM167 180H169V178L167 179ZM219 180V179H218ZM221 180V179H220ZM226 180V182H228L227 181V179H225ZM224 180V181H225ZM262 180H264L263 178H262ZM25 181V182H24ZM74 181V180H73ZM73 181H71V183H73ZM79 181V180H78ZM77 181V182H78ZM85 181H86V178H85ZM84 181V182H85ZM90 181V180H89ZM129 181V180H128ZM176 181V180H175ZM203 181V180H202ZM201 181V182H202ZM209 181V180H208ZM215 181V179L213 180V182ZM232 181V180H231ZM239 181V180H238ZM247 181V180H246ZM76 181H74V183L73 184H76L77 183ZM131 182V181H130ZM168 182V181H167ZM166 182V186H164V188L163 189H165V187H167L168 189H169V187H168V183ZM171 182H169V183H171ZM184 182V181H183ZM186 182H187V180H186ZM186 182H184V183H186ZM197 182V181H196ZM210 182H212V181H210ZM222 183H223V181H221ZM234 182H237V181H234ZM244 182H245V180H244ZM251 183H246L247 185L248 184H252V189H254V185H256V184H254V183H252V181H250ZM24 183V184H23ZM79 183H83V181H80ZM78 183V184H79ZM89 183V182H88ZM124 183V182H123ZM122 183V184H123ZM133 183V182H132ZM131 183V184H132ZM163 183H164V181H163ZM176 183H177V181H176ZM189 183V182H188ZM202 183H204V182H202ZM214 183H216V181L214 182ZM218 183L219 184H221L219 181H218ZM239 183V182H238ZM261 183H263V181H261ZM178 184V185H179ZM190 184V183H189ZM193 184H194V182H193ZM196 184V183H195ZM200 184V183H199ZM198 184V185H199ZM205 184H206V179H205ZM209 184V183H208ZM224 184H225V182H224ZM223 184V185H224ZM241 184V183H240ZM239 184V185H240ZM257 184H259V183H257ZM26 187H25V186ZM83 185V184H82ZM82 185H80L81 187H82ZM86 185V184H85ZM84 185V186H85ZM90 185V184H89ZM170 185V184H169ZM207 185V184H206ZM214 185V184H213ZM222 185V184H221ZM220 185V186H221ZM225 185H227V184H225ZM242 185L244 186L245 184H243L242 183ZM260 185V184H259ZM263 185V184H262ZM24 186V187H23ZM77 186H79V185H77ZM88 185H86V187H87ZM141 186V187H140ZM171 186H173L172 184L170 185V187ZM185 186V185H184ZM196 186V185H195ZM207 186H209V185H207ZM219 186V185H218ZM230 186V185H229ZM243 186H241L243 189H244V187ZM246 186V185H245ZM73 187H74V189L76 188L75 187V185H73ZM81 187H79V188H81ZM86 187H83L82 189H84V190H89V189H87ZM89 188H91L92 190V194H94L93 193V191H94V188H93V186H88ZM150 187H149V189H150ZM240 187V188H241ZM258 186L256 185V192L254 191V190H251V189H249L250 188V186H248V189L250 190H248L247 191V193H245L244 192V194H248V192H251L250 193V195L248 196L249 198H247L246 199V204L245 205H243L244 206V210H243V213H244V215H245V217H246V219H245V223L246 224H244L246 227H252V228H255L256 229V227L258 228V226H260L261 227V225L264 223V190H261V188L259 189V188H257ZM260 187V186H259ZM263 187V186H262ZM71 188V187H70ZM86 188V189H85ZM133 188H135V189H133ZM148 188V187H147ZM147 188H145V190H147ZM196 188V187H195ZM200 188V187H199ZM208 188H210V187H208ZM225 188V187H224ZM246 188H247V186H246ZM49 188H47V189H45V190H48ZM56 189V190H57ZM67 189V190H66ZM74 189H72V190H74ZM148 189V190H149ZM197 189V188H196ZM211 189V188H210ZM215 189H216V187H215ZM222 189H223V186H222ZM231 189V188H230ZM257 189H259V190H257ZM44 190V189H43ZM44 190V195L45 196H47L46 195V191ZM55 189H54V194H56V191ZM76 190H78V188H76ZM80 190V189H79ZM144 190V189H143ZM150 190H152V189H150ZM150 190L149 191H147V192H150ZM175 190V189H174ZM182 190V189H181ZM189 190V191H188ZM209 190V189H208ZM217 190V189H216ZM227 190V189H226ZM238 190V189H237ZM247 190V189H246ZM90 191V190H89ZM137 191V192H136ZM140 191V193H138ZM161 191H162V188H161ZM212 191V190H211ZM223 191V190H222ZM231 191V190H230ZM244 191V190H243ZM43 192V191H42ZM53 192V191H51V190H49V194H51V193ZM69 193L70 192H72L71 190L70 191H68ZM86 192H88V191H86ZM133 192L136 194H133ZM146 192V193H147ZM154 192V191H153ZM172 192L173 191H171V194L170 195H173L172 194ZM182 192V193H181ZM193 192V193H192ZM207 192V194H208V191H206ZM214 192H217V191H214ZM252 192H254V193H252ZM48 193V192H47ZM74 193V192H73ZM76 193H78V192H76ZM80 193V192H79ZM81 193H83V192H81ZM90 193V192H89ZM89 193H87L88 195H89ZM138 193V194H137ZM151 193L152 192H150L149 193V197H150V195H151ZM155 193V192H154ZM154 193H152V195H153V197H154V195L155 196H157L159 193L156 191V194H154ZM220 193V192H219ZM219 193H218V195H219ZM233 193V192H232ZM234 193H237L238 194V192L236 191V192H234ZM239 193H240V189H239ZM58 194V193H57ZM86 194V195H87ZM97 194V193H96ZM211 195H212V193H210ZM241 194V193H240ZM243 194V195H244ZM79 195H82V194H79ZM79 195H77L76 194V196H74L73 195V199H74V201L73 202H76V204H78V202H77V198H78V196ZM83 195H84V193H83ZM86 195H84V196H86ZM95 195V194H94ZM101 195H99V196H101ZM151 195V196H152ZM161 195H163L162 194V192L160 193V196ZM227 195V194H226ZM226 195H224V196H226ZM233 195V194H232ZM34 196V198H32ZM42 195H40V197H41ZM49 196V195H48ZM70 196V195H69ZM84 196H82V197H84ZM90 196V195H89ZM88 196V197H89ZM96 196H98V195H96ZM118 196V195H117ZM135 196H136V198H137V200H133V199H136L135 198ZM148 196V195H147ZM159 196V195H158ZM159 196V197H160ZM203 196V195H202ZM234 196V195H233ZM232 196V197H233ZM235 196H240L239 194L238 195H235ZM234 196V197H235ZM245 196V195H244ZM81 197V198H82ZM110 197H108V198H110ZM119 197V196H118ZM132 197H134L133 199H132V201H134V203H132V204H129L127 201H126V199L128 200V199H130V198H132ZM148 197V198H149ZM213 197H214V193H213ZM233 197V198H234ZM46 198V197H45ZM44 197H43V199H45ZM56 198V197H55ZM55 198H53L54 199V201H55ZM65 197H63L62 199H64ZM70 198H71V196H70ZM70 198H68V197H66L65 199H67L65 202L67 203V202H69L68 200L70 199ZM86 198V197H85ZM90 198H92V201H94L95 199H96V197H93V195H92V197H90ZM115 198H116V200H115ZM122 198V197H121ZM156 197H154V199H155ZM161 198H162V196H161ZM208 198V197H207ZM241 199H242V197H240ZM32 199H34V200H32ZM40 199V198H39ZM47 199H48V197H47ZM97 199H98V197H97ZM96 199V200H97ZM100 199H101V197H100ZM100 199H98V200H100ZM106 199V198H105ZM203 199H205V197L203 198ZM214 198H212V200H213ZM231 199V198H230ZM244 199V198H243ZM41 200V199H40ZM57 200V199H56ZM89 200V199H88ZM91 200V199H90ZM108 200V199H107ZM107 200H105L106 201V203L108 202ZM221 200H222V198H221ZM38 201V200H37ZM79 201H82V200H80L79 199ZM105 201H103V203L105 202ZM129 201V200H128ZM219 201V200H218ZM228 201V200H227ZM230 201V200H229ZM238 201H239V199H238ZM237 201V202H238ZM244 201V200H243ZM89 202V201H88ZM99 202V201H98ZM97 202V203H98ZM109 202H111V201H109ZM80 203V202H79ZM83 203V202H82ZM92 204H93V202H91ZM97 203H95L94 202V204L93 205H91V206H94L95 204H97ZM102 203V202H101ZM100 203V204H101ZM106 203H104V204H106ZM228 203V202H227ZM240 203V202H239ZM244 203H245V201H244ZM71 204V203H70ZM69 204V205H70ZM108 204H111V203H107L106 205H102V207H101V205H100V207L101 208H104V206H105V208H108ZM231 204V203H230ZM238 204V203H237ZM54 205H56L55 203H54ZM99 205V204H98ZM146 205H147V207H146ZM162 205V206H161ZM233 205V204H232ZM231 205V206H232ZM58 206V205H57ZM57 206H55V207H57ZM97 206V205H96ZM107 206V207H106ZM214 206V205H213ZM219 206V205H218ZM75 207H77L76 205L74 206V208ZM99 207V208H100ZM113 207H114V209H113ZM216 207H217V205H216ZM215 207V208H216ZM222 207H223V205H222ZM242 207V206H241ZM65 208V207H64ZM63 207H62V209L63 210H65ZM68 209H69V207H67ZM71 208V210H73L74 211V209H72L73 207H70ZM80 208H81V206H80ZM86 208V207H85ZM84 208V209H85ZM104 208V209H105ZM230 208V207H229ZM228 208V209H229ZM57 209V208H56ZM75 209H78V207L77 208H75ZM82 209V208H81ZM104 209H100V211L99 212H101V210L103 211ZM111 209V208H110ZM218 209V208H217ZM67 210V209H66ZM90 210V209H89ZM105 210H109V209H105ZM104 210V211H105ZM214 210V209H213ZM221 210V209H220ZM58 211L59 212H61L59 209H58ZM78 211V210H77ZM88 211V210H87ZM87 211H85V212H87ZM92 211V214H89V215H91V217H90V219L92 218L93 219V217L94 216H97V215H94L93 214V212H94V210H91ZM91 211H89V212H91ZM97 211H98V209H97ZM145 211V212H144ZM219 211V210H218ZM225 211V210H224ZM231 211V210H230ZM238 211L240 212V210L238 209ZM241 211H242V209H241ZM71 212V214H72V211H70ZM84 212V211H83ZM89 212H87V215H88V213ZM107 212H109V211H107ZM106 212V213H107ZM110 212H111V210H110ZM144 212V213H143ZM215 212H217V210L215 211ZM222 212H223V209H222ZM228 212V211H227ZM232 212V211H231ZM66 213V212H65ZM69 212L67 211V213L66 214H68ZM95 213H97L96 211H95ZM105 213V212H104ZM241 213V212H240ZM243 213H242V216H243ZM59 214V213H58ZM62 214V213H61ZM65 214V215H66ZM77 214V213H76ZM84 213H82V215H83ZM99 214H101V213H99ZM111 215V216H109V219H110V217L112 218V214L111 213H108L107 215L105 214V215H103V216H108V215ZM115 214V216L116 215H118V214H116V213H114ZM114 214H113V216H114ZM223 214H225V213H223ZM19 215H22V217H25V216H27V217H29L30 218V220L28 221V219H27V222H25L24 221V218H22L23 219V221L21 220V221H18L19 219H18V217H19ZM63 215H64V213H63ZM73 215H74V213H73ZM78 215V214H77ZM77 215H75V217L77 216ZM84 215H86V213L84 214ZM94 215V216H93ZM93 216V217H92ZM101 217H102V215H100ZM147 216V217H148ZM219 216V215H218ZM217 216V217H218ZM235 216H237V214H235ZM14 217V218H13ZM45 217V218H46ZM62 218V221H63V216H61ZM89 217H88V219H89ZM101 217H99V216H97V217H95L94 219H96V221H97V218L98 219H100ZM128 217V218H127ZM135 217V218H134ZM153 217V218H154ZM0 218V219H1ZM16 219L17 220V222H14L13 221V219ZM20 218V219H21ZM68 218V222H70L69 221V216L67 217ZM76 218H79L78 216L76 217ZM76 218H74V216H72V219H76ZM83 218H84V216H83ZM86 218V217H85ZM115 218V217H114ZM113 218V219H114ZM119 218H120V216H119ZM119 218H117V216H116V219H115V221H117V219H119ZM152 218V223H155L156 221H157V219L156 218H154V219H156V221H154V219ZM237 218H238V216H237ZM44 219V220H43ZM70 219H71V216H70ZM87 219V218H86ZM88 219H87V221H88ZM92 219H91V222H92ZM94 219H93V221H94ZM101 219H103V217L101 218ZM113 219H111V221H113ZM121 219V218H120ZM247 220V221H246ZM13 221V222H12ZM77 221H78V219H77ZM79 221H80V218H79ZM78 221V222H79ZM87 221H86V224L88 225V224H91V222L90 221H88V223H87ZM103 221H104V219H103ZM105 221L106 222H108L107 221V217L105 218ZM114 221V224H115V229H116V231L119 233V231L118 230H120V223H119V221L118 222H115ZM154 221V222H153ZM164 221V222H163ZM230 221V220H229ZM238 221H239V219H238ZM1 222V221H0ZM61 222V221H60ZM64 222H65V219H64ZM64 222L62 223V224H64ZM72 222H74V221H72ZM71 222V223H72ZM76 223V221H75V223L76 224H78V226H80L79 225V223ZM80 222H82V223H84L83 221H80ZM95 222V221H94ZM105 222V223H106ZM135 222H136V219H135ZM150 222H151V217H150ZM60 223V224H61ZM67 223V222H66ZM82 223H80V224H82ZM93 223V222H92ZM96 223V222H95ZM95 223H93V224H91V226H93V228H94V230H93V228L91 229V227H90V231H88L89 233L91 232V231H95L96 229V227H95ZM104 222H102V223H100L99 222V224H102V226L103 225H105V224H103ZM109 223V222H108ZM106 224L107 225V227L108 226H110L109 224ZM137 223V222H136ZM141 223V222H140ZM152 223H151V225H152ZM2 223H0V225H1ZM9 224V225H10ZM56 224V223H55ZM61 224V225H62ZM99 224H97L98 226H99ZM114 224H112V225H114ZM243 224V223H242ZM247 224H249L248 226H247ZM8 225V224H7ZM9 225H8V227H9ZM12 225H10V226H12ZM68 225H70V224H68ZM72 225H73V223H72ZM75 225V224H74ZM96 225V226H97ZM111 225V227H114V226H112ZM150 225V226H151ZM53 226H54V228H53ZM55 226L56 227H58L57 229L55 228ZM63 226V225H62ZM84 226H86V225H84ZM84 226H83V228H82V230L84 229ZM153 226H156L155 224H153ZM241 226V225H240ZM0 227H2V225L0 226ZM63 227H65V229H66V226H63ZM63 227H61V229H58V230H62V228ZM72 226H69L68 228L69 229H72L71 228ZM89 226H87V228H88ZM101 227V226H100ZM100 227H97V230L100 228ZM104 227H106V226H104ZM148 229H147V228ZM259 227V228H260ZM9 228H12V227H9ZM12 228V229H13ZM103 228V227H102ZM110 228V227H109ZM108 228V229H109ZM123 230H125L126 229V227H121ZM130 228L128 227L127 228V230L126 231H129L130 230ZM136 228V227H135ZM157 228H159V230L157 229ZM215 228L217 229V231L215 230ZM239 228V227H238ZM237 228V229H238ZM3 229H5V230H7L6 228H3ZM53 229H56V230H53ZM64 229V230H65ZM79 229V228H78ZM89 229V228H88ZM88 229H86L85 228V230L87 231ZM104 229L105 230V232L104 231H100L101 229H99V232H104L106 235L108 234L109 235V230H111V229ZM112 229H114V228H112ZM129 229V230H128ZM172 229H174L175 231L177 230V232H178V234L180 235L181 234V236H180V238L181 237H183V238H181V239H185V241H188V240H186V237L189 239V238H193L194 240H198V241H196L195 243H197V244H195V245H193V246H195V247H193V246H190L189 247V245L188 246H186V248L187 247H189L188 249H190L189 251H191V254H190V252H189V254L190 255H188V256H186L185 254L187 253V251L186 252H184V255L182 256V253L180 252H173L174 250H173V248H175V244L173 245L172 244V246H174L173 248H171V247H169V245H170V243H169V245H168V243H165V241H163L162 242V240L163 239H166L165 237L166 236H170V232H172L173 230ZM26 230H24V231H26ZM80 231V229L79 230H76L75 232H78L79 233V231L80 232H82L83 233V231ZM85 230H84V234H85ZM123 230H121V232L123 231ZM158 230V231H157ZM172 230V231H171ZM250 230V229H249ZM4 231V230H3ZM13 231H15V230H13ZM17 231H19V234H17L18 232ZM54 231H57L58 233H59V235H57V233L56 232H54ZM63 231V230H62ZM72 231V230H71ZM113 231V232H112ZM111 231V233L112 234H114V230H112ZM169 231V232H168ZM253 231V230H252ZM1 232V231H0ZM7 232V231H6ZM9 232V231H8ZM7 232V233H8ZM88 232H86V235H87V233ZM107 232H109V233H107ZM159 232V233H158ZM5 232H3V235L2 236H4L5 234H4ZM12 231L9 233V234H7V236L8 235H10V236H12ZM27 233V232H26ZM104 233H102V235H105ZM173 233V232H172ZM171 233V234H172ZM175 233V232H174ZM235 233V232H234ZM237 233L239 234V232L237 231ZM245 233V232H244ZM244 233H242V234H244ZM255 233H257V232H255ZM30 234H32V235H30ZM80 234V233H79ZM91 234V233H90ZM92 234H94L93 232H92ZM111 234V235H112ZM115 234H116V232H115ZM123 235L122 236H125L126 235V232H125V235H124V233H122ZM154 234V235H155ZM169 234V235H168ZM178 234H176L177 235V238L176 239H178ZM240 234H241V232H240ZM257 234H259V233H257ZM15 235V236H16ZM26 235V234H25ZM85 235V237H87ZM97 235H98V233H97ZM105 235V236H106ZM121 235V234H120ZM128 235V236H127ZM126 235V237L125 238H128L129 237V234H127ZM176 235H174V236H176ZM251 235V234H250ZM253 235V234H252ZM254 235H256V234H254ZM2 236H1V234H0V237H1V239H2ZM9 236V237H10ZM14 236V235H13ZM26 236H28V234L26 235ZM32 236H34V237H32ZM57 236H59V237H57ZM60 236H61V238L63 237V240L61 241L60 239ZM80 236V235H79ZM89 236V235H88ZM93 236H95V234L93 235ZM99 236H101V235H99ZM113 236V235H112ZM112 236H109L110 238H108V239H110L111 241H112V239H111V237ZM116 236H117V234H116ZM116 236H113V237H115L116 238ZM119 236V235H118ZM163 236H165L164 238H163ZM244 236V235H243ZM4 237H6V235L4 236ZM23 237V234H21V237H19V239L20 238H22ZM68 237V238H67ZM82 237V236H81ZM90 237V236H89ZM88 237V238H89ZM92 237V236H91ZM103 236H101V238H102ZM108 236H106V238H107ZM161 237V238H160ZM258 237V236H257ZM16 238V237H15ZM29 238V239H28ZM87 238V239H88ZM104 238V237H103ZM102 238V239H103ZM121 238V237H120ZM10 239H14V238H10ZM10 239H7V242H8V240H10ZM24 239V238H23ZM26 239V238H25ZM83 240L85 239V238H82ZM91 239H93V242L95 243V240L94 239H96V237H92ZM91 239H89V242H90V240ZM99 239V238H98ZM98 239H97V241H98ZM105 239V238H104ZM129 239V238H128ZM180 239V240H181ZM254 239V238H253ZM257 239V238H256ZM255 239V240H256ZM5 240H6V238H4V242H5ZM105 240H107V239H105ZM117 240H119V238L117 239ZM121 240V239H120ZM123 240V239H122ZM125 240V239H124ZM169 240H170V238H169ZM189 240H191V239H189ZM235 240H238V239H235ZM259 240V239H258ZM2 241V240H1ZM0 241V242H1ZM13 241H16V239L15 240H12V243H13V245L15 246V242H13ZM18 241V240H17ZM23 242L24 240H21L20 239V242ZM87 242H88V240H86ZM92 241V240H91ZM99 241H100V239H99ZM109 240H107V243H108V245H109V242H108ZM129 242H131V240H128ZM239 241V240H238ZM242 241V240H241ZM247 241H249V240H247ZM3 242V241H2ZM20 242L18 241V243L20 244ZM79 242H81V243H83V245H81ZM93 242H91L92 244H91V246L93 245ZM104 242V241H103ZM113 242V241H112ZM118 242V241H117ZM121 242V241H120ZM120 242H118L119 243V246H120ZM124 242H126V241H124ZM6 243V242H5ZM10 243H11V240H10ZM10 243L8 244V245H10ZM17 243V244H18ZM104 243H106V242H104ZM114 243H116L115 241H114ZM118 243H116V244H118ZM132 243V242H131ZM175 243V242H174ZM259 243V242H258ZM1 244V243H0ZM4 244V243H3ZM18 244V247H22L23 248V246H21V245H19ZM22 244V243H21ZM66 244H68L67 246H66ZM97 244H100V242L98 243V242H96V245ZM128 244V243H127ZM127 244L125 245V246H127ZM130 244V243H129ZM128 244V246H130ZM176 244H177V242H176ZM188 244V243H187ZM5 245V244H4ZM13 245H12V247H13ZM23 245V244H22ZM95 245V246H96ZM111 245V244H110ZM109 245V247H111ZM121 245H123V241L121 242ZM186 245V244H185ZM258 245V244H257ZM1 246V245H0ZM90 246V247H91ZM94 246V245H93ZM104 246V245H103ZM103 246H102V243H101V245L99 246L102 250H103ZM107 246V244L104 246V247H106ZM118 246V245H117ZM124 246V247H125ZM132 245L129 247L130 249H131V247H133ZM135 246V247H136ZM18 247H16L15 246V249L17 250V248ZM86 247H89V246H86ZM97 247H98V245H97ZM121 247V246H120ZM169 247V248H168ZM177 247H178V244H177ZM176 247V248H177ZM180 247V246H179ZM249 248V250H247V248ZM259 247V246H258ZM1 248H2V246H1ZM11 248V247H10ZM9 248V249H10ZM14 248V247H13ZM12 248V251L14 250ZM34 248V249H33ZM73 248V247H72ZM71 248V249H72ZM94 248V247H93ZM111 248H113V246L111 247ZM117 248V247H116ZM116 248H114V249H116ZM123 248V247H122ZM171 248V249H170ZM175 248V249H176ZM182 248V247H181ZM180 248V249H181ZM254 248V251H255V247H253ZM262 249H263V247H261ZM3 249V248H2ZM6 249H8L7 247H6ZM21 248H18V250H20ZM27 250V252L26 253H28V251H30V250ZM75 249H76V252L78 251L77 250V248L75 247ZM96 249V248H95ZM105 249V248H104ZM106 249H107V247H106ZM110 249V248H109ZM113 249V250H114ZM118 249V248H117ZM121 249V248H120ZM133 249H135L134 247H133ZM258 249H260V248H258ZM4 250H5V247H4ZM3 250V251H4ZM22 250V249H21ZM83 250H85V249H83ZM82 249L81 250H79L78 251V253H76L75 252V250H73L72 251V254L74 253L75 255L74 256H76V254L77 255H81V253H82V255H83V251ZM87 250V249H86ZM98 250V252H99V249H97ZM108 250V249H107ZM107 250H104V251H106L105 253H108L109 251H107ZM112 250V249H111ZM112 250V251H113ZM123 250H128V248L127 249H123ZM136 250V252H138ZM178 250V249H177ZM176 250V251H177ZM184 250H186V249H184ZM6 251H8V250H6ZM10 251L11 250H9V253H10ZM11 251V252H12ZM23 251V250H22ZM30 251V253L29 254H26L25 252L23 253V254H26V259H27V257L29 256V255H31V256H34V254L32 253ZM80 251H81V253H80ZM83 251V252H82ZM88 251V250H87ZM94 251V249H92V250H90V252L89 253H91V252H93ZM103 251V252H104ZM115 251H118V250H115ZM125 251V252H126ZM130 251V250H129ZM133 251V250H132ZM257 251V250H256ZM17 252V253H16ZM18 252H20V251H15L14 250V253H16V254H18ZM35 252V253H36ZM94 252H96V251H94ZM97 252V253H98ZM119 252H120V254H121V251L119 250ZM124 252V251H123ZM182 252H183V250H182ZM0 253H1V250H0ZM3 253V252H2ZM1 253V254H2ZM5 253H7V252H5ZM86 253V252H85ZM85 253H84V255H85ZM89 253H86V256H88V254ZM97 253H92V255H94V256H90L91 258H94L95 257V255L97 254ZM102 253V251H100V254ZM111 253V252H110ZM113 253H114V251H113ZM116 254L118 253V252H115ZM114 253V254H115ZM11 254V253H10ZM9 254V255H10ZM13 254V253H12ZM20 255H21V252L19 253ZM18 254V255H19ZM99 254V253H98ZM97 254V255H98ZM115 254V255H116ZM125 254V253H124ZM124 254H122V255H124ZM131 254V253H130ZM129 254V255H130ZM135 254V253H134ZM257 254V253H256ZM264 254V253H263ZM5 255V254H4ZM4 255L3 256H1L0 255V258L1 257H4ZM17 255V256H18ZM19 255V256H20ZM28 255V256H27ZM36 255V254H35ZM83 255V256H84ZM107 255H109V254H107ZM107 255H105L106 257V259L108 258V256ZM114 255V256H115ZM133 255V254H132ZM139 255V254H138ZM249 255V256H248ZM252 255V254H251ZM8 256V255H7ZM16 256V255H15ZM15 256H14V258H15ZM22 256V255H21ZM24 256V255H23ZM22 256V257H23ZM85 256V257H86ZM113 255L111 254L110 255V257H112ZM136 256V255H135ZM254 256V255H253ZM256 256H258V255H256ZM13 257V256H12ZM35 257V256H34ZM34 257H32V258H34ZM77 258H80V257H78V256H76ZM82 257V256H81ZM99 257H101V256H99ZM98 257V259H101V258H99ZM120 257V256H119ZM118 256L116 257L117 258V261L115 260V263L116 262H118L119 261V259H121V257L119 258ZM124 257H125V255H124ZM29 258V257H28ZM31 258V257H30ZM30 258L28 259V260H26V259H22V262L20 261H18V259H17V257H16V259H17V261L16 260H14L15 262H17V264H27L28 263V261L30 260ZM31 258V259H32ZM39 258V259H38ZM73 258H75V257H73ZM83 258V257H82ZM87 258V257H86ZM85 258V259H86ZM95 258H97V256L95 257ZM115 258V257H114ZM119 258V259H118ZM264 258V257H263ZM2 259H6V258H2ZM11 259V257L9 258V259H6V260H0V261H2V263H0V264H9V260ZM72 259V258H71ZM71 259H69V261H68V263H66V264H71V262H73ZM76 259V258H75ZM88 259H90V258H88ZM88 259H86V261L88 260ZM109 259H111V258H108V260ZM123 260H124V258H122ZM121 259V260H122ZM134 259H135V257H134ZM158 259V260H157ZM19 260H21V259H19ZM24 260H26V262L27 263H25V261ZM39 260H40V263H39ZM74 260V259H73ZM77 261L76 262H78V263H76V264H79V262L81 263V258H80V261H78L79 259H76ZM84 260V259H83ZM94 260H96V259H94ZM94 260H92L91 262H86V264L87 263H91V264H93V261ZM103 260H104V258L102 257V263H105V264H107L109 261H107V263L106 262H103ZM126 260V259H125ZM128 260V259H127ZM157 260V261H156ZM13 261V260H12ZM13 261V262H14ZM24 261V262H23ZM38 261V262H37ZM56 261H58V262H56ZM60 261V262H59ZM65 261H63L64 262V264H65ZM88 261H90V260H88ZM130 261H131V259H130ZM130 261H128V262H130ZM14 262V263H15ZM30 262V261H29ZM32 262V261H31ZM30 262V263H31ZM34 262V263H35ZM85 262V261H84ZM96 262V261H95ZM98 262H100V261H98ZM98 262H96V263H98ZM113 262V261H112ZM121 262V261H120ZM124 262V261H123ZM263 262H264V259H263ZM13 263V264H14ZM29 263V264H30ZM34 263H32V264H34ZM101 263V262H100ZM101 263V264H102ZM111 263V262H110ZM119 263V262H118ZM260 263H261V261H260ZM12 264V263H11ZM73 264V263H72ZM82 264H83V262H82ZM85 264V263H84ZM95 264V263H94ZM126 264H130V263H126ZM132 264V263H131Z\"/></svg>","mask_w":264,"mask_h":264},{"label":"rangeland","instance_id":"obj_2","mask_svg":"<svg viewBox=\"0 0 264 264\" xmlns=\"http://www.w3.org/2000/svg\"><path fill=\"white\" fill-rule=\"evenodd\" d=\"M221 1H224V0H221ZM221 1H219V2H221ZM225 1H226V0H225ZM212 3H213V4H212V7H213V9L216 11V13L219 14V13L222 12V13H221L222 16L220 15L221 17H223V14L225 15L223 20H221V17L218 15V17H217L216 19H214V18H209V19H206V20H207V21H206V20H205V15L202 14V13H204V12H203V11H204V10H203V9H204V6L202 7V5H200L201 7H200V6L197 7L196 10L193 9V10H195L194 12L192 11L193 13L191 12V10L188 11L186 8H182V6H181L182 10H181V8H180V9H179V12L182 11V13L180 12V13H178V14H179V15H182V14H183L182 17L185 16L186 18H185V17L183 18V20H185V21H183L182 19H181V20H182L183 22H182L181 20H180V21H181L182 23H184V24H185V23H187L188 25L190 24V25H189V26H190V27H189L190 30L187 29L186 32L184 31V34H183V35L190 34V32L192 33L193 30H195V31L198 33V35L200 36V35L203 33V30H204V32H206V33H203L202 36H204L205 38L203 37V39H205L206 42L208 41L207 43H209V46H208V44H207V46L211 49V52H210V49H209L208 47H207V49H209L208 51L211 53L210 56H213V55H214V56L216 57V59H215V57H212V58H213L212 60H214L215 62H218V63H222V61L219 62V61H220V60H219L220 57H221V60H223L222 57H226V59L228 60V62H227V61L225 62V61L223 60V61L225 62V64H227V63H228V64H229V63L231 64L232 61L230 62L229 60H233V63H232L233 68H234L238 73L240 72L239 74L237 73L238 75L243 76L242 70H243L244 68H242V66H244V65H243V64L240 65V64L242 63L241 60H240V59H242V54L240 53V52L242 51V49H244L246 46H252V47L255 48L256 50H259V52L264 53V51H263L264 47H263V44H262V43L264 42V18H263V19L261 18V17H264V0H259V3H258V0H257L256 3H255V0H254V2H253V0H251V5L253 4L252 6H254V7H256V8H254V9H253V7H250L251 9H250V8H245V9L243 10V12L241 13V14H243L242 17H243V18L245 17V20H246L245 23H246V25L249 24V23L253 20V21H252L253 23L251 22L252 24L246 26V29H247V30H246V31L244 30V32H247V33H245L244 35H241L242 37H241L240 35H239L240 37H235V34H234V33L232 34L231 29H229V28L227 29L228 26H226V22L224 23L225 26H226V27H225L226 29L224 28V24H221L220 22H218V21H219L218 19H220L221 22H222V21L224 22L225 20L227 21L226 13H224L225 11H228V6H226L227 4L221 5V4L219 3V4L216 6V5H214V2H212ZM260 4H263V5H260ZM219 5H220V6H219ZM259 5H260V6H259ZM36 6H38V5L36 4L35 7H36ZM221 6H223L224 8H222ZM257 6H258L259 9L257 8ZM261 6H263V7H261ZM225 7H226L227 9H225ZM235 8H236V7H235ZM235 8L232 7L231 9H235ZM223 9H224V10H223ZM177 10H178V9H177ZM197 10H198V11H197ZM219 10H221V12H220ZM253 10H255V11H253ZM257 10H259V11H257ZM200 11H202V12H200ZM245 12H247V13H245ZM254 13H256V14H254ZM136 14L139 16V18L142 17V15H143V13H140V14H141V16H140V15H139V12L136 13ZM136 14H134V16H136ZM45 15L47 16V14H45ZM258 15H259V16H258ZM138 16H137V18H138ZM176 16H178V15H176ZM248 16H250V18H248ZM0 17H1V16H0ZM182 17H181V18H182ZM4 18H5V17H3V19H4ZM187 18H188V19H187ZM198 18H199V19H198ZM3 19H2V17H1V18H0V22L2 21L4 25H5V24L8 25L7 28H6V25L4 26V25L2 24V22H1V24L4 26V29H6V31H7L8 28H9L10 26H12V27H10V33H12V35H13L14 31H12V30H14L13 24H14V26H15V23H13L12 21H9V20L7 21V19H6V20L4 19V20H5V21H4ZM186 19H187V20H186ZM202 19H203V20H202ZM212 19H213L214 21H213ZM249 19H251V20H249ZM41 20H46V17H42ZM98 20H99V19H98ZM194 20H195V21H194ZM197 20H199V21H197ZM208 20H209V21H208ZM215 20H216V21L218 20L217 22L220 23L221 25H220V26H219V24L217 25V23L215 22ZM248 20H249V21H248ZM6 21H7V22H6ZM99 21L102 22L103 20L100 19ZM255 21H256V22H255ZM261 21H262V23H261V24H260V23L258 24V22H261ZM212 22H213L215 25H213ZM248 22H249V23H248ZM9 23H10V24H9ZM11 23H12V24H11ZM205 23H206V24H205ZM256 23H257V24H256ZM191 24H194L195 27H194L193 25H191ZM198 24H199V25H198ZM209 24H212L213 26H212V25H209ZM2 25H0V27H3ZM9 25H10V26H9ZM201 25H202V26H201ZM204 25H206V27H205ZM253 25H255L254 28L252 27ZM257 25H258V27H256ZM97 26H98V28H101V29L104 28L101 24H100V27H99L98 22H97ZM101 26H102V27H101ZM217 26H219L220 28H218ZM248 26H249V27H248ZM18 28L21 29V27H18ZM163 28H164V27H163ZM163 28H162V31H163V30H166V31L163 32L164 34H165V32H168V33H169V31H171V30H167V29H163ZM187 28H188V26H187ZM196 28H197V29H196ZM223 28H224V29H223ZM220 29H223L224 31H223V30L220 31ZM0 30H2V29L0 28ZM151 30H152V29H151ZM151 30H150V31H151ZM191 30H192V31H191ZM199 30H201V31H199ZM205 30L208 31V34H207V31H205ZM213 30H214V31H213ZM218 30H219V31H218ZM225 30H226V31H225ZM227 30H228L229 32H230V31H231V32L229 33ZM2 31L6 32L5 30H2ZM2 31H1V32H2ZM210 31H211V32H210ZM4 32H3V33H4ZM8 32H9V30H8ZM200 32H201V33H200ZM244 32H243V33H244ZM3 33H2V34H3ZM10 33H7V32H6L5 34H8V36H5V34H3L2 36H4L6 39H7V37L10 38V35H11ZM153 33H154V31H153ZM153 33L151 32V34H153ZM168 33H167V35L165 34V35L168 36V37H171V36L174 34V33L170 32V33H171V36H170ZM227 33H228V34H227ZM243 33H242V34H243ZM80 34H81V33H78V35H76L75 37L77 38ZM155 34H156V35H155ZM155 34H153L152 36H153V37H154V35H155V37H158V36H159V38H156V40L159 39L160 42H159V40H158V42H159L160 44H159L156 40H154L153 37L150 35V39L148 38L149 40L147 39V40L145 41V45H146L145 47H147L146 49L148 50V51H146L145 48H144V49L140 48L137 44H134V43H133V42H134L133 40H131V41H132V42H131L132 45H128V44H130V41L124 43L125 45L128 43L127 46H129V48H128L127 46L125 47V45H123V46L125 47V50H124V47L122 46V47H123L122 51H123V50L126 51L125 54H123L124 52L121 51V48H122V47H121V48L119 47L120 49L116 47V45L119 46L120 44H122V43L119 44V42L117 41V40L120 41L121 39H120V38H119V39L117 38V39L115 40V43H117V44L115 45V48H116V49H119V50H118V54L116 53L117 55H115V56L117 57V58H116L117 60H116V64H111L110 66H112V65L114 66V65H115L114 67L117 66V69L115 68V70H118V66H119V64H120V66H121V64H122V58H121V55L123 54V55H122V57H123V61H125V63H126V65H124V70L127 69L125 72L129 71V67H130V66H128L129 64L131 65V68H130V71L127 72V73H129V75H130V73L133 71V76L131 75L130 77H127L128 79H129V78L131 79L130 81H132V79H134L133 81H134L135 83H138V82H137L138 79H136V77L138 76V71H139V70H131V69H134V68H132V67L135 66V64L138 63V64H137V67H139V65H140V66L142 65L141 68L139 67V69L142 71V73H141V71H139V76H140L139 83H140V80H142V79L144 78V79H143V82H144V83L141 81V83H143V85L145 84L144 86H147V85L149 86V84H150V86H151V85L153 86L154 84L157 83L156 85L153 86V87H156V86L162 85L161 82H164V83H163L164 87H165V86L167 87L168 84H170V83H172V81H174V82H177V83L179 84V86H182L183 88H184V87H186V88L188 87L190 90H189V89H186V88L183 89V90L186 89L185 92L188 90V94L191 93L193 90L197 91L196 89H199V90H198L199 92L197 91L199 94H196L197 92L194 91V94H195V95H194L193 93H192L191 95H190V94L188 95L187 92H186V94L188 95L187 98H190V97L193 96V95H194L193 97H195V96H197V95H201V94H203V93L205 94V92H207V93H206L207 95H203V96H204L203 99H202V95L199 96V97L197 96L199 99H200V97H201V99H200V102H201V103L204 104V102H206V103H205L206 105H205V104H204V105L202 104L203 106H207V108H206V107H203V109H204L203 111H204V112L207 110V112H205V113L203 112V114H207L209 111H211V109H212L211 107L214 108V107L217 105V102H218V101H217V100H218L217 96L219 95V93H220V94L222 93V95H219V96H221L219 99H222V98H223V99L225 100V98H226L227 96H229V90L227 89V91H225V92H228V95H227V93L224 92V90H226V88H223V87H226V86L228 87V79L226 78L225 74H224V76H221L222 74H219V73H218V74L216 73V74L211 75L210 73L205 72V71L203 70V68L201 67L200 63H199L198 61L196 62L195 59H197V58H194V59L192 58V59H190V61L187 62V65L184 64V60H183V59H182V62H181V60H180L181 58H180L179 60H180V64H181V65H180V64H177L179 67H182V70H181V68H180V72L178 71L179 74H180L179 76H178V73L176 72L178 68L173 67V66H169V65L167 66V68H168L169 70L171 69V70H170L171 72L169 71L170 74H169L168 72H165V70H168V69H166V68H165L166 65H164V64L162 65V63H165V61H166V57H164L165 54H166V52H167L166 47H165V49H164V46H166V45L164 44V43H165V42H164V39H165L166 37L164 38V34H162V39H161V35H160L158 32L156 33V31H155ZM204 34H205L206 36L211 35L212 38L209 37V36H208V38H207ZM212 34L215 35V37H214ZM229 34H230V36H229ZM82 35H84V34L82 33V34L79 36L80 39H84V38L86 37L85 35H84V37H83ZM218 35H219V36H218ZM232 35H233V36H232ZM81 36H82V37H81ZM231 36H232V37H231ZM237 36H238V35H237ZM79 37H78V38H79ZM155 37H154V38H155ZM174 37H177V34H176ZM174 37L172 36V38H174ZM200 37H201V36H200ZM213 37H214L215 39H214ZM218 37H220V38H218ZM78 38H77L76 40H78ZM86 38H87V37H86ZM86 38H85V40H86ZM151 38H152L154 41H156V42H153V41H152L153 47H154V48L156 47V48H155L156 50H155L154 48H153L154 50L151 48V47H152V44H151ZM163 38H164V39H163ZM217 38H218V41H216ZM234 38H235V39H234ZM10 39H11V38H10ZM12 39H13V38H12ZM12 39H11V40H12ZM87 39H88V38H87ZM207 39H208V40H207ZM209 39H210V40H209ZM211 39H212L214 42H213ZM238 39H239V40H238ZM11 40H10V41H11ZM85 40H82V41H83V42L89 41V40H86V41H85ZM219 40H220V41H219ZM15 41H16V40H15ZM116 41H117V42H116ZM121 41H123V40H121ZM121 41H120V42H121ZM161 41H162L163 44H164L163 47H159V46L161 45V43H162ZM76 42H78V47H79V46H80L81 48L83 47V49H87V51H90V50H91V47H90V46L93 44L92 41H91L92 44H91L90 41H89V42H86V44H87L88 46L85 45V47H84V43L81 42V40H80V43H79V40L76 41ZM123 42H124V41H123ZM215 42H216V43H215ZM232 42H233V43H232ZM146 43H147V44H146ZM149 43H150L151 45H150ZM212 43H213V44H212ZM214 43H215V44H214ZM223 43H224V44H223ZM230 43H231V44H230ZM82 44H83V45H82ZM225 44H226V45H225ZM229 44H230V45H229ZM233 44H234V45H233ZM155 45H157V46H155ZM158 45H159V46H158ZM216 45H217V47L222 46V47H220V48H223V49L216 48V47H215ZM232 45H233V46H232ZM149 46H150V47H149ZM224 46H225V47H224ZM230 46H231V47H230ZM148 47H149V48H148ZM157 47H158V49H157ZM211 47H212V48H211ZM214 47H215V48H214ZM89 48H90V50H89ZM126 48L129 50V52H130L129 54H130V55H132V52H133V55H134V56H133V59L128 58V56H127L128 50H126ZM159 48H160V49H159ZM161 48H163V49H161ZM150 49H152L153 52H155V51L158 50V51H157L158 53L156 52V53H153V54H152V53H151L152 51L149 52ZM214 49H215V50H216V49L218 50V52L216 51L217 54H216L215 52H213ZM235 49H236V50H235ZM130 50H131V51H130ZM132 50H134L135 52L132 51ZM159 50H160V51L163 50V51H162L163 54H162ZM225 50H226L227 53H228L227 55H226V51H225ZM231 50H232V52H229V51H231ZM108 51H109V50H108ZM119 51H121L122 53L120 52V53H121V54H120ZM223 51H224V54H222ZM212 52H213V53H212ZM7 53H8V52L4 53L3 55H5V54H7ZM9 53H10V52H9ZM9 53H8V54H9ZM139 53L141 54L142 57H141V56H137ZM159 53H160L161 55H163V57H164L165 59H164L161 55H159ZM214 53H215V54H214ZM218 53H219V54H218ZM220 53H221V55H225V56H221ZM229 53H230V54H229ZM8 54L5 55V56H6V57L8 56V57H11V58H12V54L10 53V54H11L10 56H9ZM129 54H128V55H129ZM140 54H139V55H140ZM157 54H158V55H157ZM231 54H232V55H231ZM29 55H30V54H29ZM118 55H120V57H118ZM124 55H126V56H124ZM130 55H129V57H130ZM135 55H136L137 58H135ZM153 55H155L156 58H155V56H153ZM219 55H220V56H219ZM158 56H161V57H159L160 59L162 58V63H161V65L164 66L163 69H162V67H160L161 65L159 64L161 61H160L159 63L157 62V61L159 60V59H158ZM24 57L26 58V55H25ZM31 57H32V56H31ZM31 57L29 56V58H31ZM143 57H144V58H143ZM217 57H218V58H217ZM11 58H9V59H11ZM18 58H19V57H18ZM25 58H21V60H22V59H25ZM127 58H128V59H127ZM147 58H149V59H147ZM27 59H28V57L25 59V63L23 62L24 60H22V62H21V61H19V62H20L21 64H23V65H25V64L28 63V64H27L28 66H29V63H30V69H31V70L34 69V71L37 69V68L35 69L36 66L41 65V64H39V61H37V60H36V63H37V62H38V63L36 64L35 61H34V58H33V57H32L33 60L31 59L32 62L30 61V59H28V61H27ZM35 59H36V58H35ZM120 59H121V61H118V60H120ZM124 59H127V60H130V59H131V60H135V61H137V62L135 63V61H133V62L130 61V63H128V65H127V61L124 60ZM146 59H147V60H146ZM155 59H158V60L155 61ZM163 59H164V60H163ZM224 59H225V58H224ZM226 59H225V60H226ZM237 59H238V60H237ZM144 60H145V61H144ZM148 60H149V63H153V64H152L153 66H150L151 64H149V63H148V64H149L150 67L148 66V64L146 65V63L148 62ZM218 60H219V61H218ZM26 61H27V63H26ZM29 61H30V62H29ZM33 61H34V62H33ZM78 61H79V62H78ZM84 61H86L87 63L90 62L89 60H84ZM140 61H144V62L141 63ZM146 61H147V62H146ZM151 61H152V62H151ZM191 61H192L193 64L191 63ZM77 62H78L77 65L79 64V68H77L76 61H75V63H73V64L70 63V64H72V66H71V65L66 66V67H68V68H69L70 66L72 67V68H69V70H70V69H73V67L76 66V68L73 69L75 72H73V70L68 71V69L66 68L67 71H68V73H69L70 75H71L72 73H74L73 75H75V73L77 74V71H78V69H79L78 72H79V73H82V74H85V76H86V78H87L88 75L86 74V72L89 71V72H88V74H89V73L92 71V72H94V73L91 72V74H93V76H94V75L97 73V71L95 72V70H98L96 67H98L99 70H100V66H101V65H97V66H95V68H96V69H95V68H93V67H90L88 64H86V62L83 63V62L80 61V60H77ZM81 62H82L83 64H81ZM118 62H119V64H118ZM139 62H140V64H139ZM145 62H146V63H145ZM166 62H167V61H166ZM234 62H235V63H234ZM239 62H240V64H238ZM33 63H34V64H33ZM40 63H41V62H40ZM125 63L123 62V64H125ZM131 63H132V64L134 63V65H132ZM143 63H144V66H145L144 70H146V71L142 70V68L144 67V66H143ZM154 63H155V64H154ZM177 63H178V62H177ZM189 63H190V64H189ZM80 64H81L82 66L86 64L87 67L89 66V67H88L89 69H87V67H85L86 65L83 66V67H84V69H83L82 66H80ZM117 64H118V65H117ZM165 64H166V63H165ZM167 64H168V63H167ZM174 64H176V63H174ZM222 64H223V63H222ZM237 64L240 65V66H238ZM32 65H33V68L31 67ZM189 65H190V66H189ZM232 65H230V66H232ZM102 66L105 67L106 65H102ZM102 66H101V67H102ZM120 66H119V67H120ZM125 66H126V69H125ZM127 66H128V67H127ZM146 66H147V68H146ZM154 66H156V67H154ZM80 67H81L82 69H81ZM103 67H102V68H103ZM114 67H113V68H114ZM137 67H135V69H138ZM152 67H153L154 70H151ZM171 67H172V68H171ZM189 67H192V68H189ZM198 67L200 68V70H199ZM85 68H86L88 71H86ZM91 68H93L94 70H91ZM148 68H150V69H148ZM173 68H174V70H172ZM175 68H176V71H175ZM30 69H29V70H30ZM80 69H81V70H80ZM121 69H123V67H121ZM121 69H119V73H118V71H117L118 74H117V73L114 74L113 72H116V71L113 70L112 68L109 69L110 73H111V74L113 73L114 78H115V76L117 77V80H118L119 78H121V79H122L121 81L113 80V75H112L111 77H110V76H107V72L109 73V71L104 72V74L106 75V78L109 77L110 80H108L109 78H107V79H105V80H106V83H104V81H105V80H104L105 75L103 74V75H104V78L102 77V79H103V80H102V81H103V86H104L103 88L105 89V88H107L109 85H110V86H109V88L105 89V90H108V91H105V90L103 91L104 94L102 93V95L99 94V93L102 92V91H101V90H100V91L98 90L97 95L99 94L98 96H99V97L101 96V97H100L101 100H99V101H102V100H103V99H102L103 97L105 98V96H107L108 93H111L110 91H112L113 89H115L114 87L117 88L118 85L124 86L123 84H124V82L126 81L125 77H126V76H129V75H126V73H124V70H123V72H122ZM147 69L149 70L150 73L152 72V74H155V73H156L155 76H156L157 78L155 77V78H156L155 80H154V79L150 80V78H152V77L154 78V75L152 76V74H150V75H151V76H150V75L146 74V72L149 73ZM155 69H157V70L155 71ZM196 69H198V70H196ZM239 69H240V70H239ZM37 70H38V69H37ZM82 70H83V71L85 70L86 72H85V71L83 72ZM107 70H108V69H107ZM111 70H112V72H111ZM150 70H151V71H150ZM158 70H162V71H161V72H160V71L158 72ZM178 70H179V69H178ZM189 70H191V72H190ZM194 70H196V71L194 72ZM34 71L32 70V74L35 75V73H36V76H37V74L39 73L40 70H38V73H37L36 71H35V73H33ZM81 71H82V72H81ZM134 71H135L136 73H135ZM154 71H155V73H154ZM172 71H174L175 73L172 72ZM202 71H204L207 75H206L204 72H203V73H204V74H203ZM120 72H121V73H120ZM157 72L160 73V75H159V74L157 75ZM162 72H164V73H162ZM183 72H184V74H183ZM189 72H190L191 76H195V79H194L195 82H194V80H191L192 77L189 75ZM193 72H194V73H193ZM196 72H197V73H196ZM198 72H201L202 75H204V76L206 75V76H207V80L209 79L210 82H209V81H206V79H205L206 77H202V75H201L200 73H198ZM30 73H31V72H30ZM79 73H78V74H79ZM110 73H109L108 75H110ZM122 73H124V74L122 75ZM140 73H141V74H140ZM144 73H145V74H144ZM165 73H166V74H169V75H171V76L166 75ZM173 73H174V74H173ZM181 73H182V75H181ZM78 74L76 75V77L78 76V77L76 78V79H77V80H76L77 83H79V82L81 81V80H80V81L78 82V80H79L78 78H80V77H81V79H83L81 82H85V81H86L85 76L83 75V76H84V78H83V76H81L82 74H80V75H78ZM142 74H144V75H142ZM164 74H165V75H164ZM192 74H193V75H192ZM199 74H200V76H199ZM89 75H90V74H89ZM119 75H121V76H119ZM125 75H126V76H125ZM135 75H137V76L135 77ZM146 75H148L149 77L146 76ZM163 75H164V76H163ZM209 75H210V76H209ZM218 75L221 76L220 80L223 79L222 81L219 80V76H218ZM79 76H80V77H79ZM91 76H92V75H90L89 77L93 79L94 77H91ZM139 76H138V78H139ZM143 76L148 77L149 79H148V78H145V77H143ZM162 76H163L164 78H163ZM174 76H175V77H174ZM181 76H183V77L185 76V77H184V78H185V79H184L185 81H183V79H182L183 77H181ZM189 76H190L191 78H190ZM196 76H198L199 78L196 79ZM212 76H213V78L216 77V79L219 80L218 82L220 83L221 87L223 88V89H219V93L216 92L215 90H218L217 87H220V85L217 86L219 83H216L217 80L212 79ZM217 76H218V77H217ZM249 76H252L253 80H255L256 82L260 83L261 86L264 85V68H262V69H256V70L250 71V72H249ZM50 77H52L53 80H52ZM74 77H75V76H74ZM122 77H124V79H123ZM160 77H161V80H160L161 82L159 81ZM169 77H171V79H170ZM176 77H177V78H176ZM179 77L182 79L183 82L181 81V79H180ZM48 78H49L48 81L46 80V82H47V86L45 87L46 89H47V87H48V82H50L49 80L51 79V81H53V82H52V85H50V83H49L50 88H52V89L49 88L50 91L47 92L48 94H49V92H50V95L53 94V96H54V93H53V92H55V95H56V94H58L59 92L63 93V91H65V92L70 93V95H74V93H75V88H74V87H72V86L70 87V86H66V85L63 86V81L65 82V81L67 80L66 77H63L65 80H64L63 78H61V79H58V81L54 79V76H53V75H50ZM111 78H112L113 81L111 80ZM167 78H168V79H167ZM175 78H176V79H175ZM187 78H188V79H187ZM193 78H194V77H193ZM56 79H57V78H56ZM84 79H85V80H84ZM87 79L89 80V78H87ZM115 79H116V78H115ZM128 79H127L126 82H129ZM135 79H136V81H135ZM145 79H146V82H147V80H150L151 83H150L149 81L146 83V82H145ZM157 79H158V80H157ZM169 79H170V81H171V80H172V81L169 82ZM178 79H179V81H181V82H179ZM54 80H55V81H54ZM62 80H63V81H62ZM90 80H91V79H90ZM119 80H120V79H119ZM124 80H125V81H124ZM186 80H187V81H186ZM202 80H205V81H206L205 84H203L204 82H203ZM212 80H214V81H212ZM59 81H60V82L62 81L61 83H62V86H63V87L60 86L61 84L59 85V83H60ZM108 81H109V82H108ZM111 81H112V83L115 82V83H114L115 85H116V84H118V85L115 86L114 84H109ZM154 81H155V82H154ZM215 81H216V82H215ZM46 82H43V83H41V84H43V86H44V84H45ZM58 82H59V83H58ZM107 82H108V83H107ZM116 82H117V83H116ZM119 82H122V83L119 84ZM126 82H125V83H126ZM134 82H133V83H134ZM152 82H153V83H152ZM158 82H160V83H158ZM167 82H168V84H167ZM184 82H188V86H187V83H186V85H185ZM192 82H193V83H192ZM196 82H197V83H196ZM199 82H201V83L198 84ZM208 82H209L210 84H209ZM213 82H214V83H213ZM222 82H223V86H222V84H221ZM94 83H95V82H94ZM94 83H93V84H94ZM148 83H149V84H148ZM180 83H183L184 85H183V84L180 85ZM189 83H190V84H189ZM194 83H196V84L193 85ZM207 83H208L209 87H208V85L205 86ZM215 83H216V86H217V87L214 86ZM53 84H54V85H53ZM56 84H57L58 86H55ZM64 84H65V83H64ZM106 84H107V87H106ZM108 84H109V85H108ZM130 84H132V83H131V82L128 83V84L126 83V86H129ZM146 84H147V85H146ZM166 84H167V85H166ZM201 84H203V85L201 86ZM45 85H46V84H45ZM112 85L114 86L113 88H111ZM163 85L160 86V87H163ZM189 85H190L191 87H193V88H194V87H196V88H195V89L190 88ZM192 85H193V86H192ZM211 85H212V86H211ZM251 85H252V83H247L246 86H244V87H245V88H248V87L250 88ZM126 86H124V87H126ZM203 86L206 87L207 89H206V88H203ZM213 86H214V87H213ZM53 87H55V88H54V91H53ZM59 87H61L60 91H59ZM64 87H65V89H64ZM66 87H67V89H66ZM69 87H70L71 89H69ZM164 87H163V88H164ZM197 87H198V88H197ZM200 87H202L203 89H201ZM221 87H220V88H221ZM57 88H58V89H57ZM72 88H74V89H72ZM103 88H101V89L103 90ZM209 88H210V89H209ZM212 88H214L213 91L211 90ZM215 88H216V89H215ZM55 89L58 91V93H57V91H55ZM109 89H110V90H109ZM111 89H112V90H111ZM192 89H193V90H192ZM67 90H68V91H67ZM70 90H71V91H70ZM72 90H73V91H72ZM221 90H223V92H222ZM51 91H52V93H51ZM69 91H70V92H69ZM200 91H201V94H200ZM202 91H204V92L202 93ZM214 91H215V95H216V93H217L218 95L215 96L214 93H212V94H210V95H211V97H210L209 92L211 93V92H214ZM239 91H241V90H239ZM107 92H108V93H107ZM112 92H113V91H112ZM185 92L182 91L181 93H182V94L184 93V94H183V95L181 94V96L178 94L180 97H182V100H181V98L178 97V96H177V97H178L180 100H177V97L174 96V98H175L174 101H176V102H175L176 105H178V106H181V105H182V106H183V105H187L186 102L189 101V99H187V101L184 99V98L186 97V96H184V95H185ZM263 92H264V88H263ZM61 93H59V94H61ZM105 93H107V94H105ZM176 95H177V94H176ZM208 95H209V96H208ZM212 95H213V96H212ZM262 95H263V98H264V93H263ZM102 96H103V97H102ZM183 96H184V97H183ZM189 96H190V97H189ZM206 96H207V97H210V99H211L212 97L215 96V97H216V99H214L215 104L212 102L213 105H211V104H210L211 102L209 101V98L206 99ZM223 96H224V97H223ZM225 96H226V97H225ZM233 96H234V98L237 97L236 95H233ZM215 97H214V98H215ZM100 98H99V99H100ZM195 98H196V97H195ZM198 98H197V99H198ZM204 98H205L206 100H205ZM223 99H222V100H223ZM237 99H238V97L235 98V100H237ZM239 99H241V98H239ZM183 100H184V102H183ZM201 100H203L204 102L201 101ZM207 100H208V101H207ZM212 100H213V98H212ZM212 100H211V101H212ZM99 101H98V104H97V103L95 104V105H98V106H95V105H94V109H93L94 112H96L95 110H97V109L99 110V108H100L99 105L102 104V102H99ZM216 101H217V102H216ZM220 101H221V100H220ZM220 101H219V103H220ZM208 102H210V103H209L210 105L208 104ZM240 102H241V101H240ZM260 102H262V101H260ZM184 103H185V104H184ZM187 103H189V102H187ZM207 104H208V105H207ZM64 106H67V104H63V105H61V107L59 108V110H58V108H56L57 112L59 111L60 116L63 115L62 117L65 118L64 114L67 115L66 113H69L67 110L70 109L69 111H71V112L69 113L70 116L68 115L69 118L71 117V114H72V115H74L73 118L76 117V118L78 119V120H77L78 122H75L76 119L74 120L72 117H71L70 119H69V118H66V120H68V122H69V120H70L69 123H71V120H72V119L74 120V121L72 120V123H79V121L83 120L85 117H86L85 119L88 118L87 120H89V115H90V112H89V111L84 110V111L86 112L84 115H82V114H80V113H78V115H77V114H74V113H77V111L75 112V107H74V109L72 108V109L74 110V112H72L71 108H68V107H72L71 105H70V106L68 105L67 108L64 107ZM208 106H209V108H211V109H209ZM34 107H35V106H34ZM58 107H59V106H58ZM62 107H63V108H62ZM95 107H96V108L99 107V108L96 109ZM140 108H141V107H140ZM140 108H138V109H140ZM62 109H63V111H64V109H65L64 113H63V112H60V111H62ZM208 109H209V111H208ZM236 109H240V108H239V107H236ZM53 110H54V111H53ZM53 110H52V113H51L52 115L49 114V117H48V116H46V117L43 116L44 119H45L46 121H45L43 118H38V119H40V120L43 119V120H42V123H41V122L39 123L40 120L37 121V122L39 123V125H41L40 128L43 129L42 126L45 125V124H43L44 121H45V122H48L49 124H52L53 126H52V125H46V126H44V127H47V126H48V127H51V126H52V128H46V130H45V128H44V130H45V134H46L47 131H48L47 134H49V133L53 134V135H54L53 138L56 139L55 141H57V140H59V139L62 138V139L65 141V143H68V145L65 144V145H66V148H65V149H67V147H69V146H70V147H71V146L74 147V146L76 145V143L73 144V141H72L71 139H69V138H67V137L61 135V131L63 130L62 128H59V129H61V131L58 130V131H60V132H58V133H60V134H57V131H56V130L54 131L55 128L58 129L59 126L62 127V125H61V122H62V121L59 119V118L62 119V117L58 116L59 114H57V113L55 112V109H53ZM98 110H97V111H98ZM140 110H142V109H140ZM66 111H67V112H66ZM53 113H54V114L56 113L55 115H57L58 120H56V119H57L56 117H55L56 119L54 118ZM147 113H150V112L147 111V112L145 113V115H146ZM226 113H228V112L226 111ZM61 114H62V115H61ZM79 114H80V116H79ZM238 114L241 115V113H239V112L237 111V114H235V117H234V114L232 113L231 115L233 116V119H231L232 116H231L230 114H229V115H230L231 118L229 117V115H228V117L231 119V121L234 120V123L242 122L243 119H244L243 116H242L243 114L241 115L242 117H239V121H238L237 118H238V116H240V115H238ZM38 115H39V114L36 113L35 117L38 116ZM50 115H51V116H50ZM81 115H82L83 117H81ZM85 115H86V116H85ZM91 115H94V114L91 113ZM148 115L150 116V114H148ZM175 115H176V114H175ZM68 116H67V117H68ZM77 116H78L79 118H78ZM149 116H148V118H147V121H146V117H147V116H142L141 118H138V119H140L141 121H143L144 123H142L141 121L138 123L139 120L137 119V123H138V124L135 122L137 125H135V123H134V126L131 127V129H132L133 131L135 130V131L133 132L132 139H134V141H136V138H139V136L141 135V134H139V136H137V135H138V132H136L137 129H138V131L141 132V133L144 132L145 135H144V133H143L142 136H140L142 139H140V140L138 139V140L136 141V144H137L138 146H142L143 144L145 145V143H146V144H149L148 146L150 147V145L153 146V145L156 144L155 147L153 146L154 148L151 147V148H153L152 151L155 150V151L153 152L154 157H156L157 154H160V157H163V156H164V157L166 158V156H167V159H169V157H170L171 159H172V157H174V158H176V161H175V162H174V160H175L174 158H173L172 160H171V159H170V160H171L172 162H174V164H176L177 161H178L179 163L177 164V166H174V164H173V169L176 171L175 175H174V173L172 174V181H173V182H171V179H170L171 176L168 177L169 180H167L168 178H166V181H165V180H162L161 182H159L160 184L162 183L164 186H166V185H167L166 182L168 181L167 183H168V187H169V189H168L167 187H165V189H163V188H164V186H163V187H161V188H162V191H161V188L158 189V187H160V186H159L158 184L155 185V189L157 188L156 191L159 193V194H158L159 196H160V193L162 192V194H163V195H161L162 198H161V196L159 197L158 195H157V196L154 195V197H156V198L154 199V197H153V195H152V193H154V192H155L154 194H156V191L153 190L154 188H151L150 186H143L144 184L142 185L141 183L138 184V186H139V185L142 186L141 189H142V193H143V194H144V191L147 192V191H149L150 189H152V190H150V192H152V193H151L152 196L150 195V197H149V193H150V192H147V193L145 192V195H146L145 199H147L146 201L151 200V197H152L153 200H156V199L158 200V198H159V199H164V200H166V198H167V200H169L170 196H171V197L174 196V194H175L176 192L180 194V192H178L179 190L182 191V192H184V191H185L184 188H186V184H188V185L190 186L191 183H192V185L194 186V188H193L192 186H190V187L193 188V189H195L196 191H194L193 189H191L188 185H187L186 190H187V189H190V191H194V193L192 192L194 195H196V196H198V197L201 196V199L204 200V201H206V200L208 201V200H209L208 202H207V201H206V202H207L208 204L211 205V208H210L211 211L209 212L210 214H207V216H208V221H209V218H210V220L212 219V221H210L209 226H208V229H206V227H205L206 232H207V230L210 231V228H209V227H211V225L213 224L212 222H217V221L219 220V217H220V216H221L220 219L224 216V218H226V220H228V223L234 221L233 223H231V224H232V227H233L235 224H236L235 226H237V227L234 226L235 228H231V226H230L229 228H230V230H232V229L237 230V231L239 232V234L237 233V231H232V232H233V237H235V238H233V242H235V244H237V245H238L237 242H239V243L242 242L243 244L246 243V242L249 243V244L252 243V244L254 245L253 247H255V251H254V248H253V247L250 248V250H249V248L246 247L247 250H249V252H250L251 249H252V250H253V251H251L252 253H248V251L244 250V248H242V247H240V250H243L245 253L247 252L246 254H249L250 256H249V255H248V256L251 257V259L254 258V261L257 262V260H258V261H259L258 264H264V262H263V259H264V258H263V257H264V254H263V253H264V223L261 225V227H260V226H258V228L256 227V229H255V228H252V227H246V226L244 225V224L247 223V222L245 223V219H246V217H245V215H244V213H243V210H244V206H243V205L246 204V199L249 198L248 196H249L250 193H251V192H248V194L246 195V194H244V192L246 191L245 193H247V191H248L249 189L254 190V191L256 192V185L258 186L257 188H259V189L261 188V190H264V180H262V178L264 179V160H263V156H262V155H264V151H263L264 148H263V149H261V148L258 149V148H256V147H255V148L253 147V150L251 149V150H246V151H244V149L242 148L243 146H241V145H243V144H241V143H243L244 141H243V139L241 138V141H239V140H238V142H237V140L234 141V143H239V142H240V146H238L239 148L235 147V146H237V144H234V145H233V148H232L233 151L231 152V153H235V152H237V153H238V156L235 155V154H237V153H235V154H231V156L229 157V160H228V158L226 159V157L223 158V157H224L223 155H222V156H220V155L218 156V154H219V153H218V152H219L218 149H220V152H223V153H225V152L227 151L228 148L230 149V147L227 145V142L225 141V140L228 141V139H226V133H227V130H225L224 128H222V127L219 126V127H220L219 129L222 128L221 130H219V131H220V133H219L218 130H217V129H218V125H213V124H210V123H208V124L205 123L206 126H205V125H204V126H205L206 128H205V127H204V128L201 127V129H200V128H196V129H195V128L193 127V125H191V124H189L188 122H186V121H185L180 115H176L175 118H174V116L171 117V121L168 120L170 117H167V119H165V123L167 122L165 126L168 127V125H171V124L173 123V124L171 125V132H169V133L166 132V133H165V130H164V129H166V131H170V130H169L167 127H166V128L161 127V126H163V125L165 124V123H163V120H164V119H161V118H160V119H161V123H162L163 125H161V123L159 124L160 119H157V122L155 121L156 119H155V120L153 119V121H154V123H156V125H158V124L160 125V126L158 125V126H159V127H158V126H156L153 122H151L152 119H150ZM178 116H179V118H178ZM47 117H48V118H47ZM51 117H52L53 119H52ZM144 117H145V119H144ZM176 117H177V118H176ZM180 117H181V118H180ZM172 118H174V119H172ZM229 118H227V117L224 116L225 123H224V122L222 123L223 126H224L227 122H230V119H229ZM47 119H48V120H47ZM49 119H50V120H49ZM51 119H52V121H51ZM54 119H55L56 123L54 122ZM80 119H81V120H80ZM148 119H150V121H149ZM175 119H176L177 122L175 121ZM181 119H183V120H182V125H184V124L186 123L187 125L185 124V126H189V127H187L188 129H187V128H184V129H186V133L191 134L192 136L195 135L196 139H200V141H203L204 137L206 136V140H204L205 143H203L205 146L202 144L200 147H198V148H199V149H198L197 146H199V144H193V143H195V141H197V140H195L194 138H192V136H190V135H188V134L186 135V133H184L185 130L182 129L183 127H182V125H181ZM226 119H227V120H226ZM241 119H242V120H241ZM173 120H174V121H173ZM228 120H229V121H228ZM59 121H60V122H59ZM145 121H146V122H145ZM148 121H149V122H148ZM168 121H170L171 123L168 122ZM172 121H173V122H172ZM184 121H185V122H184ZM235 121H237V122H235ZM37 122H36V123H37ZM57 122H59L60 124H58ZM175 122H176V125L178 124V122H180L178 125H181V127H178V128H177L178 131H177L176 128H175V127H177L176 125H174ZM243 122H244V121H243ZM18 123H20V122H18ZM18 123L16 122L15 124H16V125H19L20 127H21V125H22L23 128H24L23 131H24L26 128H32V127H33V131H34V130H35L34 127L37 126V128H38V126H39L38 123H37V125H34L35 123H34V124H33V123L30 124V122H28V123L30 124V125H29V124H28V125H29V126L32 125V126H31V127H29V126H26V127H25V125H27V124H24V125H23L24 122H21L20 124H18ZM25 123H27V122H25ZM53 123H55V125H57V126H55ZM141 123H142V124H141ZM46 124H47V123H46ZM139 124H141V125H139ZM145 124H146V125H145ZM150 124H151V125H155L156 127H155V126H151ZM167 124H168V125H167ZM239 124H240V123H239ZM16 125H15V127H19V126H16ZM33 125H34V126H33ZM58 125H59V126H58ZM143 125H144V126H143ZM215 126H216V127H215ZM20 127L18 128V130L20 129V131H17V132H19V133H13V134H12V133L9 132L8 134H9V135L11 134L10 136L5 135L6 137H5V136L3 137L4 140L6 139V141L8 140L7 138L10 137V140L13 139V141L10 142V140H9V141H7V142H10V143L13 142V143H15V144H13V143L10 144V143H9L10 146L12 145V147H10L9 144H8L6 141H4V142L7 143L8 146H7V145H6V146H7V148H8L9 150H7V149L5 150V149H4V150L0 153V162H2V161L4 160L3 163H4V165H6L7 167H9V168H11V166H12V167H16V164H17V163H16L15 161H17L19 165H22L21 167H20L19 165L17 166V167H20L19 172L21 171V173H22V174H20V173L18 172V168H17V172L19 173V174L17 173L18 175L16 174L17 177H19L20 175H21V176L23 175V173H24V172L26 171V169H27V168H25V167H28V169H29L28 172H29V173H30L31 171H33L32 167L35 169V171H36L38 168H42V166L44 167V164H45V163L43 164L42 162H43V161L46 162V159H48L47 157H49V156H47L46 154H44V153H45L44 151H43L44 153H43V155H42V156L46 155V157L44 156V157H45L44 160L41 158V155H40V154H42L41 151H40L41 153H40L39 155H37L39 152H38L37 154H33L34 156L37 155L36 158H35L33 155L29 154V153H30L31 149L33 150L34 147L37 146L40 142H42V143H40L41 145L39 144L40 146H43V145L48 144V143H51V142H48V143H47L46 141H47V140L50 141L49 138L52 137V136L49 134V136H48L49 138H46V140H45L44 142H43V141H40V142L38 143L37 141L35 142V139H36L37 136H33V137L31 136V135H36V134H34L35 132L33 133V131H30L31 129H28V130H29L28 133H33V134H27L29 137L26 135V137H28V140H26V141L31 142V141L33 140L34 142H31V144L29 143V145H28V143L25 141V142L27 143L26 146H25V143L23 144V142H24L23 140H25V139L21 140V138H20L19 135H20V132L25 133V134H26L27 132H23V131H21V130H22V127H21V128H20ZM54 127H55V128H54ZM135 127H136L137 129H136ZM143 127H144V128H143ZM146 127H147V128H146ZM152 127H153V128H154V127L157 128L159 131H158V130H154ZM173 127H174V130L178 132V134H176V132L172 129ZM208 127H209V128H210V127H213L212 129H213L214 131H213L211 128H210V129H211L212 131L209 130ZM40 128H38V129H40ZM53 128H54V129H53ZM141 128H142V131H141ZM150 128H152V129H150ZM160 128H161V129H160ZM169 128H170V126H169ZM179 128L181 129V131H180ZM192 128H193V129H192ZM202 128H203V130H202ZM47 129H50V130H47ZM51 129H52V130H51ZM144 129H145V131H147V132H145ZM147 129H148V130H147ZM167 129H168V130H167ZM190 129H191V130H190ZM204 129H205L206 131H207V129H208V131L206 132ZM223 129H224V130H223ZM26 130H27V129H26ZM26 130H25V131H26ZM28 130H27V131H28ZM163 130H164V131H163ZM189 130H190V131H193V132L191 133ZM195 130H196V131H195ZM197 130H199V132H198ZM201 130H202L203 132H202ZM216 130H217V131H216ZM51 131H53V132H51ZM162 131H163V132H162ZM172 131H173V133H174V132H175V133L172 134ZM182 131H183V134H185V136L182 134ZM11 132H12V131H11ZM93 132H94V131H92V133H93ZM157 132H158V133H157ZM161 132H162V133H161ZM179 132H180V133H179ZM201 132H202V134H201ZM205 132H206V134L204 135ZM210 132H211V133H210ZM212 132H213V134L216 133V135H217V132H218L220 136H221L222 133H223L224 136H223V135L221 136V137H223V139H222L219 135L217 136V138L219 137V138H218L219 140L221 139L220 143L217 141L218 139H216V135H212ZM55 133H56L57 136L55 135ZM94 133H95V132H94ZM146 133H147V134H146ZM151 133H154V134H152V136H151V135H150ZM156 133H157V134H156ZM170 133H171L173 136H170V135H169ZM14 134H15V136H17L18 134H19V135H18V137L12 138L11 136L14 137ZM175 134H176V135H175ZM179 134L181 135L182 138L179 137V136H180ZM21 135H23V134H21ZM90 135H93V134H90ZM135 135H136V137H135ZM143 135H144V137L146 136L147 138H143ZM148 135H149V136H148ZM178 135H179V136H178ZM24 136H25V135H23V136H21V137L26 138V137H24ZM59 136H60V137H59ZM150 136H151V137H150ZM177 136L179 137V139H178ZM186 136H187V138H185ZM200 136H202V137H200ZM30 137H31V138H30ZM149 137H150V140H149ZM152 137H153V138L155 137L156 140H155V139H152ZM159 137H160V139H159ZM188 137H191V138H190L191 141L189 140ZM18 138H19V139H18ZM33 138H34V139H33ZM53 138H52V139H53ZM57 138H58V139H57ZM201 138H202V139H201ZM208 138H209V139H208ZM224 138H225V139H224ZM14 139H16V141H19V140H20L19 143L17 142L19 145L16 143V141L14 142ZM31 139H32V140H31ZM52 139H51V141H52ZM143 139H146V140H143ZM151 139H152V141H151ZM157 139H158V140H157ZM182 139H183L184 142L181 141ZM186 139H187V140H186ZM207 139H208L209 142L212 140L214 143H213L212 141L209 143V142L207 141ZM69 140H70V141H69ZM142 140H143V141H142ZM148 140H149V141H148ZM153 140L155 141V142H154L155 144L152 145L151 143H153ZM162 140H164V141H162ZM166 140H167V141H166ZM179 140H180V142H178ZM193 140H194V141H193ZM215 140L217 141L216 143H215ZM55 141L53 140L52 142H55ZM68 141H69V142H68ZM138 141H140V143H141L142 145H141V144L139 145ZM144 141H145V142H144ZM147 141H148V142H147ZM186 141H187V142H186ZM192 141H193V142H192ZM206 141H207V142H206ZM223 141H224V143H223ZM229 141H231V140H229ZM4 142H2V144H4ZM160 142H162V143H160ZM164 142H166V144H165ZM170 142H171L172 144H171ZM191 142H192V143H191ZM6 143H5V144H6ZM32 143H33L34 147H32V146H33ZM34 143H35L36 145H35ZM37 143H38V144H37ZM43 143H45V144H43ZM69 143H70V145H69ZM176 143H177V144H176ZM186 143H187V144H186ZM207 143H208V146H207ZM211 143H213V144H211ZM225 143H226V146H225ZM16 144H17V145H16ZM188 144H189V145H188ZM210 144H211V145H210ZM214 144H215V145H214ZM223 144H224V145H223ZM13 145H15V147H14L15 149H11V148H13ZM20 145L22 146V148L25 146L23 150H21L22 148H20ZM31 145H32V146H31ZM195 145H196V146H195ZM213 145H214V146H213ZM263 145H264V144H263ZM6 146H5V147H6ZM17 146H19V147H17ZM29 146H31V149H29V153H28L27 148H28ZM45 146L48 147V145H45ZM156 146H158L159 148H161V147H162V148L159 150V148L156 147ZM165 146H166V147H165ZM167 146H168V149H169V150L167 149ZM182 146H183V147H182ZM190 146L192 147L191 149L189 148ZM194 146H195V147H194ZM206 146H207L208 148H209V146H210V148L208 149ZM9 147H10V148H9ZM47 147H46V148H47ZM170 147H171V148H170ZM177 147H178V148H177ZM184 147H185V148H184ZM187 147H188V148H187ZM212 147L215 148V151H217L218 154H216V152H215V155H213V152H212L211 150L214 151V149H213ZM227 147H228V148H227ZM234 147H235V149H234ZM18 148H19V150H18ZM71 148H72V147H71ZM155 148H156V149L158 148V150H156ZM196 148H197V149H196ZM201 148H203V151H202L203 153L201 152ZM204 148H205L207 151H206ZM225 148H226V149H225ZM68 149L71 150L70 148H68ZM185 149H186V150H185ZM195 149H196L197 151H195ZM216 149H217V150H216ZM224 149H225V150H224ZM10 150H11V151H10ZM12 150H15V151L17 150L18 152L20 151L21 154H22V152H23V155L17 154V153L15 152V155H17V156H13L14 151H12ZM25 150L27 151L26 154H24V151H25ZM172 150H173V152H172ZM199 150H200V151H199ZM238 150H241V151L238 152ZM256 150H257V151H256ZM4 151H7V152H4ZM8 151H9L12 155H9V156H8ZM21 151H22V152H21ZM34 151L37 152L36 150H34ZM34 151H33L32 153H34ZM163 151H164L165 153H164ZM175 151H176V152H175ZM179 151H180V152H179ZM185 151H186V152H185ZM198 151H199V152H198ZM210 151H211V152H210ZM3 152H4V154L6 155V157H9V158H10V156H11L10 159H11V160L13 159L14 161H13V160L11 161V160H9V159H8V160L10 161V163H8V162H9L8 160H7L8 162L5 161V158H6V157H2V156H3V154H2ZM192 152H193V153H192ZM204 152H205V153H204ZM207 152H208V153H211V154H208ZM241 152H243V153H241ZM244 152H245V153H244ZM254 152H255L256 154H255ZM129 153H130V152H126V153L123 154V156L125 155L124 157H130V154H129ZM156 153H157V154H156ZM179 153H180V154H179ZM246 153H248V154L246 155ZM257 153H258V154H257ZM1 154H2V156H1ZM28 154H29L30 156L34 157L35 159H37L38 156H40L39 158H41L40 160H41L42 162H41L40 160H35V159H33L32 157L28 156ZM126 154H127V155H126ZM164 154H166V155H164ZM167 154H168V155H167ZM198 154H199V155H198ZM205 154H207V155H205ZM240 154H241V156H243V157H241ZM26 155H27V156H26ZM67 155H68V153H66V156H67ZM202 155H203V156H202ZM208 155H209V158H207ZM210 155H212V156H210ZM216 155H217V156H216ZM233 155H234V156H237V157L240 156V157L234 159V158H233ZM251 155H252V156H251ZM91 156H92V155H91ZM131 156H132V154H131ZM168 156H169V157H168ZM171 156H172V157H171ZM205 156H206V158H204ZM214 156H215V157H214ZM247 156H248V157H247ZM19 157H20V158H19ZM22 157H25V158L21 159ZM27 157H28V158H27ZM29 157H30V160H31V161L29 160ZM67 157H68V156H67ZM67 157H66V159H68V161H66V162L69 164V165H67V167L69 168V170H67V169H66L67 167H65V166H66V162L64 163L65 165L62 163V162H63V158H62V160H61L62 162H60L61 165H62V168L65 169L66 171H70V170H71V172L74 171V172H76V173H78V174H79V172H80V174L82 173L83 175H82V174H81V175H80V174L78 175V174H76V173L73 174L74 172H73V173H71V172H64V173H67V174H66V176H63V175H65V174L63 173V171H61V170H62L61 168H60L61 170L59 169L58 171L61 172V173H63V174H61V173H59V172H58V174H57V173H56L57 170H55V173H54L55 175H54V177H56V179H60V180H61L62 178H65V179H62V180H61L62 182L64 181V182H63L64 184H63L62 182H60V180H59L60 184H61V185L63 184L62 186H64L65 183H66L67 180H68V182L66 183V186H68V184H70L69 186H70L71 188L68 187V189H70L72 192L69 193L68 191H70V190H67V189H66L67 192L64 193V194H62V196H61L60 191L58 192V189H60V188L56 187V185H54L55 187H54L53 189H50V188H52L53 186L47 187V188H49L48 190H45V189H47V188L41 187L43 192H42V191H39V192H41V193H43V194H39V193H38V194H34L35 197H36V195H37V197H38V198H36L35 200L32 199V200H34V203L38 205V202H39V201H42V202H44L45 204H47L46 201H47V200L50 201V199L52 198V201H50V202H48V203H50L49 205H51V206H50L51 208H53V209L55 208V211H56V213H57L56 215H57V216L60 215V217H59V216L57 217L58 222H55L56 224L53 223L54 220H53V222L51 221V219H50V221L48 220L49 218L46 217V216H48V215H42L43 217H41V218H44L45 221H48L50 224L52 223V225H56V226H59V227H60V228H58V227L55 226L56 229H57V228H58V229H61V227L66 226V229H65V227L62 228L63 231L57 229L58 232H59V231H60V232H63V233H60V232H59V233H60V234H63V235H61V236H63L64 239L66 238V237H65L66 235L69 237V236H72L73 234H76V236L78 235L77 238H79V237L81 238V239H80V241L82 240L81 242H84V241H85L84 244H85V245L88 244V245H86V246H89V247L83 246V247H85V248H80V247H78L79 245L75 246V247L77 248L78 251L81 250V249H82V250L85 249V250H83L84 252L82 251V252H83V255H84L85 252H86V253H89L90 250H92V249H94V251H96V252L93 251V252L89 253L88 256H86V253H85V255L83 256L82 253H81V251H80V253H81L80 256L76 254V256H78V257L81 258V263L79 262V264H82V262H83V264H84V263L86 264V262H91V261L94 260V259H96V260L93 261V264H94V263H95V264H101V263H102V261H101V260H102V257L104 258L103 262H106V263H107V261H109L107 264H126V263L136 264V263L138 262V260L140 259V256H141L142 253H141V250H140V249L137 250V246H136V245L133 246V242H134V241H132L133 238H130V237H132V236H130V235H131V234L133 235V232H134V231H132V229L135 230V231H137V229H138L137 224H138V223H139V224H144V223L147 221V222L150 223L149 225H147V227H148V228H149V227H152V228H151V231H150V228H149V229H148L147 227H146V228L148 229V231H150V234H151V232L155 234L156 231H155L154 228H155V227H158V226H157V225H158L157 222H159V219H160V221H162L161 218H164V221H165V219H166V222H167V221H168L167 216H163V217H159V218L153 216L154 218L157 219V221H156V219H154L152 216H148V215H146V214L144 215V217L147 218V219H145V218H143V215L141 214V215H139V216H141L142 218L140 219V217H139V218H138V221H137V218L134 217V218L136 219V222H137V223L135 222V219H133V224L135 223L136 226H134V225H133V226H128L127 224L125 225V224H123V223L121 224V222L123 221V216H121L122 213L119 214V212L117 213V211H116V212L112 211V206H113L112 203H113L114 201H112V198L110 197V195L107 196V197H105L106 199L103 198V197L106 196V195L104 194V192H102V195H101V191H102V190H98L99 188L96 187V182H97V180L95 181L94 179L98 178V180H99V178H101V175L103 174V173L100 172L101 170H102V172H103V169H101L102 167L98 168L99 171L97 170V172H95V173L91 176V178H90V174H88V172L83 171V169L81 170V168H79L80 166H77V165L75 164V166H76L77 168H76V169H72V168L74 167V166L72 167V165H71V164L73 163V161H71L72 158L69 159V158H67ZM92 157H93V156H92ZM164 157H163V158H164ZM182 157H183V158H182ZM187 157H189V158H187ZM210 157H211V159H210ZM221 157H222V158H221ZM2 158H3V159H2ZM26 158H27L30 162H26V160H24V159H26ZM96 158H97V157H96ZM96 158H95V160H97ZM156 158H159V156H157ZM177 158H178V160H177ZM203 158H204V159H203ZM214 158H215V159L218 158V160H217L218 162H217ZM241 158L244 159V160H243V161H244V163H243L244 165L241 164V163H242V161H240ZM253 158H254V159H253ZM1 159H2V160H1ZM20 159H21V160H24V161L21 162ZM89 159H90V161H91V160L93 161L94 157H93L92 159H91V157H90ZM182 159H184V160L187 159L185 162H187V161H189V162H188V163H185L184 160H182ZM188 159H189V160H188ZM190 159H193V160H190ZM205 159H206V161H205ZM209 159H210V160H209ZM213 159H214V161H213ZM220 159H221V160H224V162L221 161V163H219V162H220ZM237 159H238V161H237ZM239 159H240V160H239ZM28 160H27V161H28ZM34 160H35L36 162H33ZM179 160H180V161H183V162H184L185 164H187V165L189 164V166H190V167L188 166L189 169H187L188 167L183 169V167H184V163L182 162V163H183V164H182L183 166H181V164H180L181 162H180ZM226 160H227V161H226ZM262 160H263V161H262ZM69 161L72 162V163H69ZM92 161H91V162H92ZM171 161H170V163H172ZM207 161H208V162H207ZM210 161H211V162H210ZM225 161H226V162H225ZM229 161H230V162H229ZM255 161H256V162H255ZM260 161H261V162H260ZM24 162H26V163H24ZM31 162H33V164H32ZM47 162H48V161H47ZM47 162H46V164H47ZM227 162H229L230 164H234L233 162H235L236 165L238 164V167H236V168L233 169V168H231V166H230L229 163H227ZM240 162H241V163H240ZM257 162H258V165H256ZM6 163H7V164H6ZM13 163H14V164L16 163V164L14 165ZM20 163H21V164H20ZM22 163H24L25 167H24V165H23ZM27 163H28V164H27ZM29 163H30V164H29ZM37 163L39 164V166H38ZM40 163H41V164H40ZM48 163H49V162H48ZM112 163H113V162L111 161V164L109 163V166H108V168L110 169L109 174H110V176H111L112 178H113V176H115L114 179L116 178L115 180H118L119 178H117V176H116V174H115V172H117V171H115V169H114L113 171L111 170L112 168H115V167L112 165ZM191 163L195 164V166H193V164H191ZM197 163H198V166H197ZM199 163H200V166H202L201 168H200V166H199ZM211 163H213V164H211ZM222 163H223V164H222ZM225 163H226L228 166H227ZM1 164H2V163H1ZM35 164H36V166H38V167L35 168V167L33 166V165H35ZM190 164H191L193 167H195V168H191V165H190ZM252 164H253V165H252ZM254 164H255V165H254ZM2 165H3V164H2ZM26 165H28V166H26ZM216 165H217V166H218V165H220V166L222 165V167H221V168H218L219 166L217 167ZM240 165H241V166H240ZM242 165H243V166H242ZM0 166H1V165H0ZM45 166H46V165H45ZM69 166H70V167H69ZM178 166H181V167H178ZM196 166H197V167H196ZM210 166H211V169H210ZM214 166H215V167H214ZM30 167H31V169H30ZM46 167H47V166H46ZM49 167H51V166H48V169H49ZM53 167H54V166H53ZM81 167H82V166H81ZM176 167L178 168V170L180 169V171H177V168H176ZM185 167H186V166H185ZM213 167H214L215 169H214ZM223 167H224V168H223ZM254 167H256V169H255ZM22 168L24 169V170H23L24 172H22ZM74 168H75V167H74ZM204 168H206L208 171H211L210 173H212V168H213L214 173H213V174H210L209 172L204 171V170H206V169H204ZM242 168H243V169H242ZM251 168H252L253 170H252ZM28 169H27V170H28ZM51 169H52V172H54V170H53L52 167H51ZM78 169H80V170H78ZM100 169H101V170H100ZM181 169H183V170H181ZM191 169H194V170L196 169V170H195V172H194L193 170L191 171ZM224 169H225V170H224ZM226 169H230V170H226ZM254 169H255L256 171H255ZM14 170H15V168H14ZM76 170H77V171H76ZM189 170H190V171H189ZM199 170H201V171H199ZM35 171H33V173L31 172V174L34 175L35 173H37V171H36V172H35ZM175 171H174V172H175ZM183 171H184V172H183ZM186 171H187V172L189 171L190 173H189L188 175H186V174H185V173H187ZM196 171H197L198 173H197ZM231 171H232V172H231ZM254 171H255L256 173H259V176H257L258 179H257L256 177H255V178H256V179H255L254 176L252 175V173H253V174H256ZM26 172H27V171H26ZM34 172H35V173H34ZM49 172H50V173H47V174H51V175H53V173L51 172V170H50ZM99 172H100L101 174H100ZM113 172H114V174H113ZM177 172H178V173H177ZM181 172H183V173H181ZM203 172H204V173H203ZM230 172H231V174H230ZM233 172H234V173L237 172V173L234 174ZM239 172H240V173H239ZM248 172H249V173H248ZM251 172H252V173H251ZM69 173H70V174H69ZM85 173H86V174H85ZM97 173H98L99 175H98ZM104 173H105V172H104ZM136 173H137V171L133 173L135 177H136ZM193 173H194V174H193ZM201 173H202V174H201ZM205 173H207L208 175L210 174V176H208V175L205 174ZM241 173H243V174L240 175ZM250 173H251V174H250ZM24 174H25V173H24ZM27 174H28V173H26V176H27ZM56 174L58 175V177H59L60 175H62V176H60V177H62V178H60V177L57 178ZM95 174L98 175V176L95 177ZM133 174H132V176L129 175V178H130V176H131L130 179H129L128 176H127V178H125V181H123L124 183H123V182H120V183L116 182V185H115L114 188H113V193H112V195L116 194V195H114L116 198H118L119 200H122V199H123V200L125 201V199H124L125 196H122V195H124L125 189L122 190V189H123L122 186H123V185H126V184L128 185V183H129L130 185H133L134 182H137L136 180L134 181V179H136L137 177H136V178H133ZM137 174H138V173H137ZM203 174H204V175H203ZM216 174H217V176H216ZM223 174H224V175H223ZM233 174H234V175H233ZM238 174H239V175H238ZM248 174H250V175H248ZM70 175H71V176H70ZM73 175H74V176H73ZM75 175H77V176H75ZM84 175H85L86 177H82V176H84ZM190 175H191V177H190ZM195 175L198 177V179H197V177H195ZM198 175H200V176H198ZM213 175H214V176H213ZM229 175H232V176L229 177ZM245 175H246L247 177H246V178H245V177L243 178V176H245ZM24 176H25V175H24ZM30 176H32V175H30ZM68 176H70V177L73 176V177H74L73 180L76 181V182H77L78 180H79V181H78L76 184H73L74 181H73V180H69V179H71V178L68 177ZM78 176H80V177H78ZM87 176H88V177H87ZM176 176H178V177L176 178ZM187 176H189L190 178H189V177L187 178ZM203 176H208L209 178H210V177H211V178L208 179V177L205 178V177H203ZM234 176H235V177H234ZM240 176H241V177H240ZM260 176H261V177H260ZM173 177H175V179H173ZM183 177H184L185 179H184ZM192 177H194V178L192 179ZM201 177H202V178H201ZM216 177H217V178H216ZM228 177H229V178H228ZM248 177H249V178H248ZM250 177H251V178H250ZM259 177H260V178H259ZM66 178H67V180H66ZM81 178H83L84 180H80ZM85 178H86V181H85ZM87 178H88L90 181H89ZM178 178H179L181 181H180ZM181 178H182V179H181ZM195 178H196L197 180H196ZM200 178H201V179H200ZM213 178L215 179L216 183H214L215 181L213 182V180H214ZM253 178H254V179H253ZM122 179H123V178H122ZM126 179H127V180H126ZM132 179H133V180H132ZM137 179H138V178H137ZM177 179H178V180H177ZM191 179H192V180H191ZM194 179H195V180H194ZM205 179H206V184L209 185V186H207V185L205 184ZM218 179H219V180H218ZM220 179H221V180H220ZM225 179H227L228 182H226ZM23 180H24V179H23ZM128 180H129V181H128ZM175 180L177 181V183H176ZM186 180H187V182H186ZM202 180H203V181H202ZM208 180H209V181H208ZM224 180H225V181H224ZM231 180H232V181H231ZM238 180H239V181H238ZM244 180H245L246 183H251L250 181H252V183L255 182L254 184H256V185H254V189H252V188H253V187H252V184H248V185H247V184L244 182ZM246 180H247V181H246ZM56 181H57V180H56ZM71 181H73V183H71ZM80 181H83V183H79ZM84 181H85V182H84ZM130 181H131V182H130ZM163 181H164V183H163ZM179 181H180V184H181L182 186H180V184L178 183ZM183 181L186 182V183H184ZM196 181H197V182H196ZM201 181L204 182V183H202ZM210 181H212V182H210ZM218 181H219L222 185L219 184ZM221 181H223V183H222ZM234 181H237V182H234ZM261 181H263V183H261ZM24 182H25V181H24ZM88 182H89V183H88ZM125 182H126V184H125ZM132 182H133V183H132ZM169 182H171V183H169ZM188 182H189L190 184H189ZM193 182H194V184H193ZM224 182H225V184H227V185H225ZM238 182H239V183H238ZM78 183H79V184H78ZM122 183H123V184H122ZM131 183H132V184H131ZM173 183L176 184V187H177V188H179L178 186H180L181 188H180L178 191H176L177 188L174 187L175 185H174ZM195 183H196V184H195ZM199 183H200V184H199ZM208 183H209V184H208ZM240 183H241V184H240ZM242 183L245 184V185L247 186V188H246L245 185L243 186ZM257 183H259L260 185L257 184ZM23 184H24V183H23ZM82 184H83V185H82ZM85 184L88 185V186H90V187L93 186V188H94L93 193H94L95 195L91 193V192H92V191H91V190H92V189H91L92 187H91V188H89L88 186L86 187ZM89 184H90V185H89ZM162 184H161V186H162ZM169 184H170V185L172 184L173 186L170 187ZM178 184H179V185H178ZM198 184H199V185H198ZM213 184H214V185H213ZM223 184H224V185H223ZM239 184H240V185H239ZM262 184H263V185H262ZM73 185H75V187L78 188V190H76V188L74 189ZM77 185H79V186H77ZM80 185H82V187H81ZM84 185H85V186H84ZM127 185H126V186H127ZM134 185H135L134 187H137L136 184H134ZM184 185H185V186H184ZM195 185H196V186H195ZM218 185H219V186H218ZM220 185H221V186H220ZM229 185H230V186H229ZM24 186H25V185H24ZM24 186H23V187H24ZM141 186H140V187H141ZM222 186H223V189H222ZM241 186H243L244 189H243ZM248 186H250L249 189H248ZM259 186H260V187H259ZM262 186H263V187H262ZM25 187H26V186H25ZM79 187H81V188H79ZM83 187H86V188L89 189L90 191H89V190H84V189H82ZM147 187H148V188H147ZM149 187H150V189H149ZM172 187H173V188H172ZM195 187H196L197 189H196ZM199 187H200V188H199ZM208 187H210L211 189L208 188ZM215 187H216L217 190L215 189ZM224 187H225V188H224ZM240 187H241V188H240ZM57 188H58V189H57ZM86 188H85V189H86ZM145 188H147V190H145ZM171 188H172V190H171ZM230 188H231V189H230ZM43 189L46 191L45 193H46L47 196L44 195V190H43ZM54 189H55V190L57 189V190L55 191L56 194H54ZM72 189H74V190H72ZM79 189H80V190H79ZM133 189H135V188H133ZM143 189H144V190H143ZM148 189H149V190H148ZM166 189H167V190H171V191H173L172 194L174 193V191H175V193H174L173 195H170V194H171V191L165 192V193L168 194V197H169V198H168V197H164V196H166V195H165V193L163 192V190L166 191ZM174 189H175V190H174ZM181 189H182V190H181ZM208 189H209V190H208ZM226 189H227V190H226ZM237 189H238V190H237ZM239 189H240V193H241V194L239 193ZM246 189H247V190H246ZM259 189H257V190H259ZM49 190H51V191H53V192H52V193L50 192L51 194H49ZM211 190H212V191H211ZM222 190H223V191H222ZM230 190H231V191H230ZM243 190H244V191H243ZM86 191H88V192H86ZM153 191H154V192H153ZM188 191H189V190H188ZM206 191H208V194H207ZM214 191H217V192H214ZM236 191L238 192V194H239L240 196H238V197L235 196V195H238L237 193H234V192H236ZM249 191H250V190H249ZM47 192H48V193H47ZM73 192H74V193H73ZM76 192H78V193H76ZM79 192H80V193H79ZM81 192H83L84 195H86L87 193L90 192V193H89L90 196H89L88 194H87L86 196H84L83 193H81ZM136 192H137V191H136ZM182 192H181V193H182ZM197 192H202V193H199V194H201V195L199 196V195L195 194V193H197ZM219 192H220V193H219ZM232 192H233V193H232ZM57 193H58V194H57ZM96 193H97V194H96ZM138 193H140V191H139ZM138 193H137V194H138ZM210 193H212V195H211ZM213 193H214V197H213ZM218 193H219V195H218ZM252 193H254V192H252ZM76 194H77V195L82 194V195H79L78 198H77V202H78V204H76V202H73V201H74V199H73V195L76 196ZM103 194H104V196H103ZM133 194H135V193L133 192ZM226 194H227V195H226ZM232 194H233L235 197H234ZM243 194H244L245 196H244ZM40 195H42V196L40 197ZM48 195H49V196H48ZM69 195L71 196V198H70ZM92 195H93V197H96V199H97V197H98V199H100V197H101V199H100V200H98V199L96 200V199H95L94 201H92V198H90V197H92ZM96 195H98V196H96ZM99 195H101V196H99ZM117 195H118L119 197H118ZM135 195H136V194H135ZM147 195H148V196H147ZM176 195L178 196V194H176ZM176 195L173 197L174 199L176 198ZM202 195H203V196H202ZM224 195H226V196H224ZM34 196H33L32 198H34ZM82 196H84V197H82ZM88 196H89V197H88ZM232 196H233L234 198H233ZM250 196H251V195H250ZM43 197H44V198L46 197V198L43 199ZM47 197H48V199H47ZM55 197H56V198H55ZM63 197H65V198H66V197L70 198V199L68 200L69 202L66 203L65 201H66L67 199H65V198L62 199ZM81 197H82V198H81ZM85 197H86V198H85ZM108 197H110V198H108ZM121 197H122V198H121ZM148 197H149V198H148ZM204 197H205V199H203ZM207 197H208V198H207ZM240 197H242V199H241ZM39 198H40L41 200H40ZM53 198H55V201H54ZM116 198H115V200H116ZM133 198H134V197L128 199L129 201L126 199V201H127L129 204H132V203H134L135 200H137L136 196H135L136 199H133ZM173 198H172V199L170 198V200H174ZM212 198H214V199L212 200ZM221 198H222V200H221ZM230 198H231V199H230ZM243 198H244V199H243ZM56 199H57V200H56ZM79 199L82 200V201H79ZM88 199H89V200H88ZM90 199H91V200H90ZM107 199H108V200H107ZM132 199H133L134 201H132ZM238 199H239V201H238ZM37 200H38V201H37ZM105 200L108 201L107 203H111V204H108V208H105V206H104L105 209H109V210H105L104 208H101L102 205H106V204H107ZM157 200H156V201H157ZM218 200H219V201H218ZM227 200H228V201H227ZM229 200H230V201H229ZM243 200L245 201V203H244ZM88 201H89V202H88ZM98 201H99V202H98ZM103 201H105L104 203H106V204H104ZM109 201H111V202H109ZM237 201H238V202H237ZM79 202H80V203H79ZM82 202H83V203H82ZM91 202H93V204H94V202H95V203L98 202V203L95 204L94 206H91V205H93ZM101 202H102V203H101ZM148 202H149V201H148ZM227 202H228V203H227ZM239 202H240V203H239ZM40 203H41V202H39V204H40ZM54 203H55L56 205H54ZM70 203H71V204H70ZM100 203H101V204H100ZM230 203H231V204H230ZM237 203H238V204H237ZM41 204H42V203H41ZM69 204H70V205H69ZM90 204H91V205H90ZM98 204H99V205H98ZM232 204H233V205H232ZM57 205H58V206H57ZM75 205L78 207V209H75V208H77V207L74 208ZM96 205H97V206H96ZM100 205H101V207H100ZM213 205H214V206H213ZM216 205H217V207H216ZM218 205H219V206H218ZM222 205H223V207H222ZM231 205H232V206H231ZM55 206H57V207H55ZM80 206H81L82 209L80 208ZM161 206H162V205H161ZM241 206H242V207H241ZM62 207H63V208L65 207V208H64L65 210H63ZM67 207H69V209H68ZM70 207H73L72 209H74V211L71 210ZM85 207H86V208H85ZM99 207H100V208H99ZM106 207H107V206H106ZM146 207H147V205H146ZM215 207H216V208H215ZM229 207H230V208H229ZM56 208H57V209H56ZM84 208H85V209H84ZM110 208H111V209H110ZM217 208H218V209H217ZM228 208H229V209H228ZM58 209H59L60 211H61V210H62V211L59 212ZM66 209H67V210H66ZM89 209H90V210H89ZM97 209H98V211H97ZM100 209H104L105 211H104V210H103V211L101 210V212H99ZM113 209H114V207H113ZM213 209H214V210H213ZM220 209H221V210H220ZM222 209H223V212H222ZM238 209L240 210L241 213L238 211ZM241 209H242V211H241ZM77 210H78V211H77ZM87 210H88V211H87ZM91 210H94V212H93L94 215H97V216H99V217H101L100 215H102L104 221H103V219H101L102 217H101L100 219L97 218V221H96V219H94V218L97 217V216H94V215H93L94 217H93V216H92V217H93V219H94V221H95L96 223L93 221L92 218H91V219H92V222L95 223V227H96L95 229H96V230H95V231H91V232H90L91 234H90L88 231H90V227H91V229H92L93 226H94V225L91 226V224H93V223L91 222V219H90L91 215H89V214H92V211H91ZM110 210H111V212H110ZM216 210H217V212H215ZM218 210H219V211H218ZM224 210H225V211H224ZM230 210H231L232 212H231ZM67 211L69 212L68 214H66ZM70 211H72V214H71ZM83 211H84V212H83ZM85 211H87V212L91 211V212H89L88 215H87V212H85ZM95 211H96L97 213H95ZM107 211H109V212H107ZM227 211H228V212H227ZM65 212H66V213H65ZM104 212H105V213H104ZM106 212H107V213H106ZM144 212H145V211H144ZM144 212H143V213H144ZM58 213H59V214H58ZM61 213H62V214H61ZM63 213H64V215H63ZM73 213H74V215H73ZM76 213H77L78 215H77ZM82 213H84V214L86 213V215H84V214L82 215ZM99 213H101V214H99ZM108 213H111V214H112V218L110 217V219H109V216H111L110 214H109L108 216H103V215H105V214L107 215ZM114 213L118 214V215H116L117 218H119V216H120L121 219L119 218V219H117V221H115L116 216H115ZM220 213H221L223 216H222ZM223 213H225V214H223ZM242 213H243V216H242ZM65 214H66V215H65ZM113 214H114V216H113ZM235 214H237L238 218H237V216H235ZM75 215H77V216L80 218V221H83L84 223L80 222V221H79V218H76L77 216L75 217ZM218 215H219V216H218ZM61 216L64 217V218H63V221H62V219H61V218H62ZM68 216H69V221H70V222H68V218H67ZM70 216H71V219H70ZM72 216H74V218H76V219H72ZM83 216H84V218H83ZM89 216H90V217H89ZM147 216H148V217H147ZM217 216H218V217H217ZM21 217H22V215H19V217H18L19 220H18V221H21V220L23 221L22 218H24V221H25V222H27V219H28V221L30 220V218L27 217V216L22 217V218H21ZM45 217H46V218H45ZM85 217H86L87 219H88V217H89L88 221H90L91 224H88V225L86 224L87 219H86ZM106 217H107V221H108L109 223L105 221V218H106ZM114 217H115V218H114ZM150 217H151V222H150ZM0 218H1V217H0ZM13 218H14V217H13ZM13 218H12V219H13ZM20 218H21V219H20ZM113 218H114V219H113ZM127 218H128V217H127ZM152 218L154 219V221H156L155 223H152ZM44 219H43V220H44ZM64 219H65V222H64ZM77 219H78L79 222L77 221ZM111 219H113V221H111ZM144 219H145V222H144ZM238 219H239V221H238ZM229 220H230V221H229ZM0 221H1L0 223H2V224H1L2 227H0V231H1L0 234H1V236H2V235H3V232H5L4 234L6 235V237H4L5 235L2 236V239H1V237H0V241H1V240L3 241V242H2V241L0 242V243H1L0 245H1L2 248H3V249H2L1 246H0L1 253L3 252L2 254L0 253V255L3 256V255L5 254L4 257H1V258H0V260L3 261V260H6V259H9V258L11 257V259L9 260V261H10L9 264H11V263L13 264V263L15 262L14 260L17 261L18 258L21 259V260L18 259V261H19V262H20V261L22 262V259H26V254H29L30 251L32 250V249H31V248H32L31 245H30L31 248H30V246H29V247L27 246V245H29L27 242H29L30 240H32V242H33V239L30 238L31 236H29V233H30V232L27 231L26 229H23V231L20 230V233L23 234V237L20 238V239H21V240H24L23 242H22V241L20 242L19 237H21V234H20V236L18 235V237H17L16 234H14V233H16V230H19V229H17V228L14 229V228H13V225H14V224H13V223H12L13 225L10 224V223H11V219H10V221H9L10 223H9V222H8V223H5V222H7V221L4 222V224H6V226L3 225V221H4V220H3L2 218L0 219ZM13 221H14V222H17L16 219H13ZM13 221H12V222H13ZM60 221H61L62 223L64 222V224H62ZM72 221H74V222H72ZM75 221H76V223L78 222L80 226H78V224H76ZM88 221H87V223H88ZM114 221H115V222H118V221H119V223L121 224V225H120V230H118L119 233H118V232L116 231V229H115L116 227H115ZM154 221H153V222H154ZM164 221H163V222H164ZM246 221H247V220H246ZM66 222H67V223H66ZM71 222L73 223V225H72ZM99 222H100V223L104 222L103 224H105V225L102 226V224H99ZM105 222H106V223H105ZM112 222H113V223H112ZM140 222H141V223H140ZM143 222H144V223H143ZM60 223H61L63 226H62ZM80 223H82V224H80ZM107 223H108L109 225H110L111 223L114 224V225L111 224V225L114 226V227H111V225L107 227V225H106ZM151 223H152V225H151ZM159 223H160V222H159ZM211 223H212V224H211ZM242 223H243V224H242ZM7 224H8V225H9V224L12 225V226L9 225V227H12L13 229H12V228H9ZM68 224H70V225H68ZM74 224H75V225H74ZM97 224H99V226H98ZM145 224H146V223H145ZM145 224H144V225H145ZM153 224H155L156 226H153ZM1 225H0V226H1ZM76 225H77V226H76ZM84 225H86V226H84ZM96 225H97V226H96ZM150 225H151V226H150ZM240 225H241V226H240ZM248 225H249V224H247V226H248ZM69 226H72V227H71L72 229H69V228H68ZM74 226H76V227H75L76 230H79V229H80V231L82 230V228H83V226H84V229L82 230L83 233L79 231V233H80V234H79L78 232H75L76 230H74V232H73V228H74ZM87 226H89V227H88L89 229L87 228ZM100 226H101V227H100ZM104 226H106V227H104ZM97 227H100V228H99V229H101L100 231H104V232H105L104 229H108V228L110 227L109 229H111V230L108 229L110 233L107 232V233H109V235H108V234L106 235V234H105L106 232H105V233L102 232V233H104V234H105L106 236H108V237L106 238L105 235H102V233L99 232V229L97 230ZM102 227H103V228H102ZM121 227H126V229L123 230L124 228L122 229ZM128 227H129V228L132 227V229L130 228V230L128 229L129 231H126ZM135 227H136V228H135ZM153 227H154V228H153ZM238 227H239V228H238ZM259 227H260V228H259ZM3 228H6V229L8 228V229L5 230V229H3ZM53 228H54V226H53ZM78 228H79V229H78ZM85 228L88 229V230L86 231ZM112 228H114V229H112ZM237 228H238V229H237ZM56 229H53V230H56ZM64 229H65V230H64ZM157 229L159 230V228H157ZM249 229H250V230H249ZM3 230H4V231H3ZM13 230H15V231H13ZM24 230H26V231H24ZM66 230H68L69 232H73V234L68 235L67 233H69V232H67ZM71 230H72V231H71ZM84 230H85V234H84ZM93 230H94V228H93ZM112 230H114V234L111 233ZM121 230H123V231L121 232ZM158 230H157V231H158ZM172 230H173V231H172ZM172 230H171V231H172L173 233L170 232V233H169L170 236H166V237L163 236V238L165 237L166 239H163L162 242L165 241V243H168V245H169V243H170L169 247H171V248L174 247V246H172V244H173V245L175 244V248L177 247V244H178V247H177L176 249L173 248V250H174L173 252H179V251H180V252L182 253V256H183V255H184V252L187 251V253H186L185 255H186V256L190 255V254H191V251H189L190 249H188V248H189L190 246H193V245L197 244V243H195V242L198 241V240H194L193 238H189V239H191V240H189V239L186 237V240H188V241H185V239H181V238H183V237L180 238L181 234H180V235L178 234L179 231L177 232V230H176V231H175L174 229H172ZM215 230L217 231L216 228H215ZM252 230H253V231H252ZM6 231H7V232L9 231V232L7 233ZM11 231H12V233L14 232V233L12 234V236H10V235L7 236V234H9ZM57 231H54V232H56L57 235H59V233H58ZM17 232H18L17 234H19V231H17ZM26 232H27V233H26ZM64 232H67L66 235H65ZM86 232H88L87 235H86ZM92 232L95 234V236H93L94 234H92ZM112 232H113V231H112ZM115 232H116L117 236H116ZM125 232H126V235L129 234V237H128L129 239H128V238H125V237H126ZM168 232H169V231H168ZM174 232H175V233H174ZM234 232H235V233H234ZM240 232H241V234H240ZM244 232H245V233H244ZM255 232H257V233H259V234L255 233ZM97 233H98V235H97ZM122 233H124L125 236H122V235H123ZM158 233H159V232H158ZM171 233H172V234H171ZM242 233H244V234H242ZM25 234H26V235L28 234V236H26ZM69 234H70V233H69ZM111 234H112L113 236H116V238L113 237ZM120 234H121V235H120ZM154 234H151V236H152V235H153V237H154V236H156V237L158 236L157 238H159V236H161V234H160V235H159V234H155V235H154ZM169 234H168V235H169ZM176 234H178V239H176V238H177V235H176ZM248 234H249V235H248ZM250 234H251V235H250ZM252 234H253V235H252ZM254 234H256V235H254ZM13 235H14V236H13ZM15 235H16V236H15ZM30 235H32V234H30ZM79 235H80V236H79ZM85 235H86L87 237H85ZM88 235H89L90 237H89ZM99 235H101V236H103L105 239L109 240V241H110V242L108 241V242H109V245L111 244L110 246H111V247L113 246V248L109 247V245H108V243H107V240H105L103 237H102V238H103V239H102L101 236H99ZM118 235H119V236H118ZM174 235H176V236H174ZM240 235H241L243 238H245L246 235H248V236H246L247 238H245V240H244ZM243 235H244V236H243ZM9 236H10V237H9ZM61 236H60V238H61ZM73 236H74V235H73ZM76 236H74L75 239H77ZM81 236H82V237H81ZM91 236H92L93 238L96 237V239H94V240H95V243L93 242V239H91V238H92ZM109 236H112L111 239H112L113 242H112L110 239H108V238H110ZM127 236H128V235H127ZM257 236H258V237H257ZM15 237H16V238H15ZM27 237L30 238L29 241L27 240ZM32 237H34V236H32ZM57 237H59V236H57ZM63 237L60 239L61 241L63 240ZM68 237H67V238H68ZM88 237H89V238H88ZM120 237H121V238H120ZM161 237H162V236H161ZM161 237H160V238H161ZM175 237H176V238H175ZM4 238H6V240H5L6 243L4 242ZM10 238H14V239H10ZM23 238H24V239H23ZM25 238H26V239H25ZM29 238H28V239H29ZM82 238H85V239L83 240ZM87 238H88V239H87ZM98 238L100 239V241H99ZM118 238H119V240H117ZM169 238H170V240H169ZM253 238H254V239H253ZM256 238H257V239H256ZM7 239H10V240H11V243H10V240H8V242H7ZM15 239H16V241H13V242H15V246L18 247V244H19L18 241H19V242H20L19 245L23 246V248H22V247H18V248H21L23 251H22L21 249L18 250V248H17V250L15 249V246H14L13 243H12V240H15ZM89 239H91L92 241L90 240V242H89ZM97 239H98V241H97ZM120 239H121V240H120ZM122 239H123V240H122ZM124 239H125V240H124ZM180 239H181V240H180ZM235 239H238L239 241H238V240H235ZM255 239H256V240H255ZM258 239H259V240H258ZM17 240H18V241H17ZM86 240H88V242H87ZM128 240H131L132 243L129 242ZM241 240H242V241H241ZM243 240L246 241V242H244ZM247 240H249V241H247ZM103 241L106 242V243H104ZM114 241H115L116 243H118V242H120V241H121V242L123 241V245H121V242H120V246H121V247H120V246H119V243L116 244V243H114ZM117 241H118V242H117ZM124 241H126V242H124ZM24 242L27 243V245H26ZM30 242H31V241H30ZM30 242H29V243H30ZM32 242H31V243H32ZM81 242H79V243H80L81 245H83V243H81ZM91 242H93V245H94V246H93V245L91 246V244H92ZM96 242H98V243L100 242V244H97L98 247H97V245H96ZM174 242H175V243H174ZM176 242H177V244H176ZM250 242H251V243H250ZM258 242H259V243H258ZM3 243H4L5 245H4ZM9 243H10V245H8ZM17 243H18V244H17ZM21 243H22L23 245H22ZM101 243H102V246H103V245L105 246V245L107 244L106 247H107L108 250H107L106 247H104V246H103V250H102V249L99 247V246L101 245ZM127 243H128V244L130 243L129 245H130V246L132 245L135 249H133V247H131V249H130V248H129L130 246H128ZM187 243H188V244H187ZM247 243H246V244H247ZM33 244H35V243H32V245H33ZM126 244H127V246H125ZM185 244H186V245H185ZM257 244H258V245H257ZM12 245H13L14 248L12 247ZM67 245H68V244H66V246H67ZM95 245H96V246H95ZM117 245H118V246H117ZM188 245H189V247L186 248V246H188ZM239 245H240V244H239ZM239 245H238V246H239ZM33 246H34V245H33ZM35 246H36V244H35ZM35 246H34V248H36ZM90 246H91V247H90ZM124 246H125V247H124ZM135 246H136V247H135ZM179 246H180V247H179ZM195 246H196V245H195ZM195 246H193V247H195ZM258 246H259V247H258ZM4 247H5V250H4ZM6 247H7L8 249H6ZM10 247H11V248H10ZM67 247H70V248H69V251H70V250H72V251L75 250V252H76V249H75V247H74L73 245L70 244V245H68ZM72 247H73V248H72ZM93 247H94V248H93ZM116 247H117L118 249H117ZM122 247H123V248H122ZM169 247H168V248H169ZM181 247H182V248H181ZM261 247H263V249H262ZM9 248H10V249H9ZM12 248H13L15 251H20V252H21V255H22V256L24 255V256L22 257V256L19 254L20 252H18V254H19L20 256H19L18 254H16L17 252L14 253V250L12 251ZM29 248H30L31 250H30ZM34 248H33V249H34ZM71 248H72V249H71ZM95 248H96V249H95ZM104 248H105V249H104ZM109 248H110V249H109ZM114 248H116V249H114ZM120 248H121V249H120ZM127 248H128L127 251H126V250H123V249H127ZM171 248H170V249H171ZM180 248H181V249H180ZM258 248H260V249H258ZM26 249H27V250L29 249L30 251H28V253H26V252H27ZM86 249H87L89 252H88ZM97 249H99V252H98ZM111 249H112V250L114 249V250H113L114 253H115V252H118V253H117V254L115 253V254H116V255H115ZM177 249H178V250H177ZM184 249H186V250H184ZM3 250H4V251H3ZM6 250H8V251H6ZM9 250L12 251V252L10 251L11 254L9 253ZM34 250H35L34 252H32L33 250H32L31 252L34 254L35 257H34V256H31L32 254L29 255V256L27 255L29 258H30V257H31V258L34 257V258H32V259L30 258V260H29L30 262H31V261H32V262L30 263V262L28 261V263H27L26 260L29 259V258L27 257V259L24 260L25 263H27V264H29V263L32 264V263H34V262L36 261V260H34V259H35V258L37 259L36 256H37L38 254H37V252H36V249H34ZM104 250H107V251H109V252H108V253H105L106 251H104ZM115 250H118V251H115ZM119 250L121 251V254H120ZM129 250H130V251H129ZM132 250H133V251H132ZM136 250H137L138 252H136ZM176 250H177V251H176ZM182 250H183V252H182ZM256 250H257V251H256ZM72 251H70V254H71L73 257H75L76 259H79L78 261H80V258H77L76 256H74V255H75V254H74L75 252L73 251L74 253L72 254ZM78 251H77L76 253H78ZM100 251H102L101 254H100ZM103 251H104V252H103ZM123 251H124V252H123ZM125 251H126V252H125ZM5 252H7V253H5ZM24 252H25L26 254H23ZM35 252H36V253H35ZM97 252H98L99 254H98ZM110 252H111V253H110ZM180 252H179V253H180ZM189 252H190V254H189ZM12 253H13V254H12ZM92 253H97L98 255H97V254L95 255V257L97 256V258H95V257H94V258H91L92 256H94V255H92ZM124 253H125V254H124ZM130 253H131V254H130ZM134 253H135V254H134ZM140 253H141V254H140ZM256 253H257V254H256ZM9 254H10V255H9ZM35 254H36V255H35ZM78 254H79V253H78ZM107 254H109V255H107ZM111 254L113 255L112 257H110ZM122 254H124L125 257H124V255H122ZM129 254H130V255H129ZM132 254H133V255H132ZM138 254H139V255H138ZM251 254H252V255H251ZM7 255H8V256H7ZM15 255H16V256H15ZM17 255H18V256H17ZM105 255H107L108 258H111V259H109V260H108V258L106 259V258H105V257H106ZM114 255H115V256H114ZM135 255H136V256H135ZM185 255H184V256H185ZM253 255H254V256H253ZM256 255H258V256H256ZM12 256H13V257H12ZM14 256H15V258H14ZM81 256H82L83 258H82ZM85 256H86L87 258H86ZM90 256H91V257H90ZM99 256H101V257H99ZM117 256H118V257L120 256L121 259L124 258V260H123V259H122V260L119 259V258H120V257H119V258H118V259H119V261H118L119 263H118V262L115 263V260L117 261V258H116ZM16 257H17V259H16ZM65 257H66V256H64V258H65ZM73 257H70V258L68 257V258H66V259H68L67 262L64 260V258H62V259H61L62 262H60V261H59V262H60V264H64L63 261H65V264H66V263H68L69 259L72 258L71 260H72L73 262H71V264H72V263H73V264L78 263V262H76L77 260H76L75 258H73ZM98 257L101 258V259H98ZM114 257H115V258H114ZM134 257H135V259H134ZM2 258H6V259H2ZM85 258H86V259L90 258V259H88V260H90V261H88V260L86 261ZM256 258H257V260H256ZM38 259H39V258H38ZM73 259H74V260H73ZM83 259H84V260H83ZM114 259H115V260H114ZM125 259H126V260H125ZM127 259H128V260H127ZM130 259H131V261H130ZM12 260H13L14 262H13ZM157 260H158V259H157ZM157 260H156V261H157ZM2 261H0V263H2ZM24 261H23V262H24ZM84 261H85V262H84ZM95 261H96V262L100 261L101 263H100V262L96 263ZM112 261H113V262H112ZM120 261H121V262H120ZM123 261H124V262H123ZM128 261H130V262H128ZM260 261H261V263H260ZM37 262H38V261H37ZM56 262H58V261H56ZM110 262H111V263H110ZM135 262H136V263H135ZM157 262L159 263V261H157ZM157 262H155L153 259H151V263L149 262V264H157ZM39 263H40V260H39ZM91 263H92V262H91ZM91 263H87V264H91ZM14 264H17V262H15ZM34 264H36V262H35ZM54 264H57V263L54 262ZM58 264H59V263H58ZM69 264H70V263H69ZM102 264H105V263H102Z\"/></svg>","mask_w":264,"mask_h":264}]
</instances>
